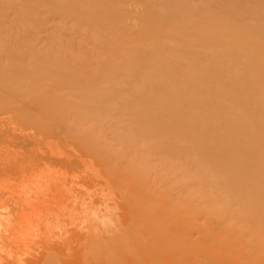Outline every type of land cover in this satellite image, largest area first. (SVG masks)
<instances>
[{
    "label": "rangeland",
    "instance_id": "374dc122",
    "mask_svg": "<svg viewBox=\"0 0 264 264\" xmlns=\"http://www.w3.org/2000/svg\"><path fill=\"white\" fill-rule=\"evenodd\" d=\"M179 1L183 2L182 3L183 5H181V2H179V4L181 5L180 6V8H181L180 11H179L178 6L175 5L174 0H170V1L169 0H0V51H2V52H0V54L3 55V53H4V55L2 56V57H4V59L0 57V98L2 96H4V98L7 97V96H5L7 94H8V97H10L9 96L10 94L8 92H10V91L12 92L15 89L16 90L14 92H16L18 90L17 88H19V91L21 90V88L22 89L24 88L26 92H29L28 95L30 94L29 96H27V93H25L26 94L25 98H27V100L24 97H21L22 100L23 99L26 100L25 103H22L23 101L22 100L20 101L19 98H15L16 103L14 101H12L15 104L13 103V105H10V103L7 104V103L3 102L5 104L0 105V107H15V106H17V107H21L23 109H27V108L33 109L32 107L36 105V103L33 105V102H34L33 99H35L38 96L40 101H41L42 98L45 101L42 99L44 103L41 102L42 103L41 104V103H39V100H38L39 104H37V106L39 107V109L37 108L36 110H34V111L32 110L33 112L32 111L31 112L34 113V115L36 116V115L40 114L39 112L42 111L43 114L46 113L45 117H47V116L49 117L50 115L52 116V114L55 113L54 115L57 117L55 121H54L55 116L49 117V118H51L49 124L52 123L53 121H54V123H56V124L52 123L50 125H48V123H47L49 118L48 117H47L48 119L46 118L47 121L44 118V121H46L45 125H46V123L48 125V126L46 125V128H48V130L45 127H42V129L40 127L38 129V127L34 128L30 124H29V127H27L28 123H25V124L19 123L21 120L19 118H17V116L14 118L15 115L13 116L12 113H9L7 111H4V110L0 109V169H1L0 170V194L2 195L0 197H4V196H6L8 194L11 195V197L9 196V198L5 199V197H4V199H2V200L0 199V216H1L0 217V227L2 228V229H0V238L4 240V237L5 238L9 237V235H10V238L11 237L15 238V239L11 238L12 239L11 243L12 242L13 243L12 244L9 243L10 245H8V244L4 245L5 248L1 246V241H0V246H1L0 249L2 250V251L0 250L1 251L0 252V259H4V260L7 259L9 261V263H11L12 261H13V263H15L14 262L15 260H13V259L19 258L21 256L23 258H25V257L28 258L29 256H32V255L36 254L37 252H42L43 253V252L47 251L46 254L48 256L45 257V258L49 259V261H50V258H48V257H51V254H49V249L47 247L43 248V246L41 247V245H40L42 243V237L41 236H46V235H54V236H56V235L59 236L60 235L61 236V232H64L66 229L71 228V226H72V228H73V226L76 227V229L78 228V230H80V231L83 230L81 233H83L84 231H85V233H87V232L89 233L90 230L91 231L92 230L93 231L96 230V231H98V233L100 231V233L103 232L104 234H107L106 233L107 231H110L112 228H114L116 226V221H117V223L119 221V224H120L121 220H119V219L121 217L125 216L126 213L129 211V209L132 206H134L133 203H132L133 205L131 203L128 204L129 202L127 203L124 200V196H123L124 194L127 195L129 193V190L131 189L130 186L132 187L133 183L134 184L136 183L137 185H135V186L133 185L134 187H132V190H130V193H129L130 195L128 194L130 197H132V196L134 197V195L136 194L135 192L143 190L146 187H147L146 189L148 190L149 186L152 188V187H154V185L155 186L160 185L161 187H159V186L158 187H154V188H158V189H156L157 191L159 190V188H162V187H163L164 190H165V188L168 189V187H170V185L172 186L171 183H172L173 180L170 181L171 179H174V181L176 179H178L179 182L182 181V182H180L182 184H184V182H186V184H184L183 187H185V185H186L187 188L185 187L184 191H183V189H180V188H182V185L180 183L176 182L181 187L178 189L177 187H179V185L174 184V188L176 186L177 187L174 189V191H173V188H172L173 186L171 187L172 188V195L170 196V198H172L173 196H176L175 194L178 193V192H179L178 194H180V192L182 191L183 193L181 192V194H183L185 196H181V197L184 199L185 202L182 201L183 200L182 199V200H178V201H180L178 203H183L184 202V204H186V206L183 205L185 209L181 208V207H179V209L181 208V209H184V211H186V210H188V209H186V207H188V205H189L190 208L193 207V206L194 207L197 206L196 202L194 201V200H196L195 199L196 196L199 198V196H201L202 194L204 195V193H205V195L202 197L203 199L201 198L202 199L201 200L199 198L197 203L200 202L202 204L201 206H204L205 208H207L208 204L210 205V206L208 205L209 207H212V205H216V208H215L216 210L214 209V213L215 214L213 213V215H210V213H209L207 215V218H205V220H209V219L212 218V221L211 220L210 221H206V225H208L207 223L211 224L213 222V220H214V223L216 224V225L214 224L215 228L217 226V222L219 223L220 221H221L222 225L218 224L219 227L223 226L224 223H225V225L228 224V226H230L231 228H237V229L238 228L239 229L242 228V226L244 228L245 226L243 225V223L247 224L246 227L251 228L253 230H256L255 229V228H257L256 226L264 225V220L263 219H258V218H257L258 222L252 223V226L249 225V223L251 221H250V218H248V217H249V215L251 217L252 211H251L250 207L243 208L242 205H240V203L243 200V198H247L248 196H252L251 193L254 190L251 187L244 188L242 190V188L238 187L237 183L233 180L235 178L234 173L233 174L231 173V170L234 171L235 165H236V161H235L236 158H237V154L235 153L236 149L240 148V149H242L243 152H247L248 155L249 154L251 156L254 155V158L264 157V155H263L264 154V120H262L261 122H259V120H258L259 116H260V115H258V113L261 110V108L258 107V110H257L256 107H233L232 108V110L234 112L231 110V113L236 115V117L242 118L244 116H247V117H244V119L245 118L246 119L242 120L243 122L240 121L241 126L243 125L242 129L244 131L240 130L239 132H237V134L235 133L234 129L232 128V124H231L232 123L231 122L232 119L231 118L225 119V115L223 113V111L227 110L225 107H216L217 111L215 113L213 111V113H214L213 115L210 114L209 117L208 116H203V117H205L206 120H205V125L199 127L200 131H201L200 137H198V135L197 136L195 135V136H188V138L185 139V141L188 142V143H186V145H189V147L193 146V148L191 147L193 149L192 153H193L194 149H195V151L197 150L199 152L198 161H199L200 157L204 158V159L203 158L200 159V161L201 160L204 161L203 164H202V161H201V163L199 161V163L203 165V168L205 167L204 169H201L200 166H202V165L198 166L199 163L197 162V160L196 161L194 160V163L192 162V164H195L197 162L198 165H196V166L200 167V169H201V170L198 169V168L196 169V172L198 170H199L198 173L200 172L198 174V179L200 178L199 180L198 179H194L195 177L197 178V175L195 177L192 176V175L195 174V173H192V172H194V170L189 168V166H191V165H189V163H190V161H193V158H189L190 159L189 163H188L189 166L186 165V168L185 167L184 168L183 167H174L172 169V168H169V164H171L170 162L172 160H169L170 161L169 162L167 160L168 158H162L163 156H161V155L160 156H161L162 159L160 158V156L157 157L160 150L157 151L158 152L157 155L153 154V150L155 152V150L157 148L160 149V146L163 145V143H164V145L166 144L167 138H166V140H164V137H160L159 136L160 140L159 139H157V140L153 139L154 141L152 140L153 141L152 144H153V146H155V148L152 150L153 146H151L152 148H150V149L152 150V153L149 150L150 146H148V149H144V150H142V148H144V147H140L142 145L137 146L139 144L138 143L139 141H140V144H141V141L144 138H148L149 134L152 133L151 128H150V131L147 128L148 124L145 121H140V120H142L140 117L139 118L138 117H134L133 115L131 117H129V118L128 117L127 118L124 117L123 120H130L129 121L130 124L133 123L131 125L134 126L133 127L134 129L131 127V125L129 127V128H131V130L128 127H126V125H125V124H127V123H125L126 121L121 122L122 125L123 126L125 125L124 128L125 129L127 128V131L130 130L129 133L132 134L133 131H134V133H133V135H129L128 134V135H126L124 137V134H125L126 131L123 128V126L120 125L121 124L120 123L119 124L120 127H122L124 129V130H122V128H121V129L118 130V133L120 132V134L122 133V131L124 132V133L121 134V135H123V138L120 136L119 137L120 139L117 138V137H114V135H113L114 128L117 130L116 125H115L117 123H113V124L111 123L113 125L112 126L109 123L103 122L104 119L101 118V117H103L102 114H105L109 110L107 108L108 106H110V104L108 102L116 103L115 102L116 98H115V100H113L114 97H116V96H114V94L116 92L114 94L112 93L113 95L112 94H110V95L107 94L108 96H106L105 92L107 91V88L105 89V87L109 86L110 84H111L110 86H112V84H114L112 86V90H114L115 84L120 83L122 81H127L128 79L133 80V79L137 78L136 79L137 82H136V80H134V82H135L134 83V88L137 90V88H139V86H136L137 87L136 88L135 84L137 83V85H141V82L146 81L145 78L149 74L148 71L154 69V68L151 69V67H155V66H153V65H155V63L161 65L160 67L157 66L160 72H161V70H163V72H161L159 76H161L160 79L163 77L162 79L164 81H166L170 77V75L168 74V71L170 70V68H177V65H179L180 62H181L182 65H187L186 61H187L189 55L191 54V51H193L194 48H196L199 45V47L202 46V49L198 48V50L199 49L202 50V51L199 50L200 53H204L205 51L208 52V49L211 50L212 48L213 49L216 48V47H214L211 44L213 42L214 43L217 42V44H221L222 43V45H218V47H217V49H218L220 46H222V49L220 47V49L222 50V53H223V51L225 53L224 49H228L229 51H231V53L233 55V60H232L231 55H229L228 53H226L225 55L228 54L231 57L230 58L231 61L225 60V58L223 57L224 53H223L222 56H220V54H222L221 52H218L217 55H216L217 51L215 52L213 49L212 50L215 52V55L217 57L213 54L214 53L213 51L210 54H208L209 52L208 53L205 52V54H202L203 58H201L200 57L201 55H200L199 56L200 58L198 60L199 61H203V62H197V61H195V62L200 63V64L203 63V68H204L203 72L205 74L204 75L205 78L204 77H200L202 75V72H200V71L198 72L196 70L193 71L194 77L196 76L195 78L199 79V80H197V86L199 88L196 91H202L203 85H209V84L211 85L210 91L207 92V95H206V98H207L206 101L210 100V102L208 103L209 105H211L212 104L211 101L216 99V98L218 100H220V98H221V100H223V101H220V102L223 103V102L227 101L229 98L230 99L231 98L234 99L235 95H238V97H241L242 100L248 102V99L244 98V97L245 96L248 97L250 95V93H248L250 91V88H249V86H244V89H243L242 86L243 85H248V84H253L254 83L253 82L254 79L257 78L256 79L257 83H255V85H258V86L261 87L257 92L261 96L260 99L264 102V77H263L264 76L263 75L264 74V48H263L264 47V42H263L264 39L263 40H258V39H260L259 37H261V39L264 38L263 37L264 36V32L263 31L264 30H262V29L260 30L259 29L261 32H263V34L259 33V35H257L258 32H260L259 30H257V34L256 33L254 34V36L256 35L255 37L253 36L251 38L250 37L247 38V37L244 36V34L240 30H238V28H236L235 26L232 25L234 27L233 28L229 22L227 24L225 22V24H223V26L221 24H220V26L218 24L216 25V23L214 24V20H212L211 16H209V15H212L213 17H215V15H220V13H218L220 10H218V11L214 10V9L217 8V7L214 8L217 5L216 4L214 6V4H215L214 2H213V5L210 4V6H209L207 0H206L207 3L205 2V0L204 1L203 0L202 1L201 0H183V1L179 0ZM199 1H201V2H199ZM202 2L204 4H202ZM211 2H209V3H211ZM199 3H201V5H203V6H200ZM187 4L189 5V7L188 6L186 7ZM205 4L208 7H213L214 6L213 8L210 9V10H212V9L213 10L210 11L209 9H207V6ZM184 5H185V7H184ZM198 6H200L201 8L199 7L200 9H197ZM204 6H206V7H204ZM182 9L183 10L185 9V11H183ZM168 11L171 12V15H170V13ZM216 11H217L218 14L216 13ZM175 12H176V14H174L175 17L173 19L172 13H175ZM207 12L209 13L208 15H207ZM211 12H213V14H211ZM220 12H222V11H220ZM205 15L207 17L204 18ZM176 17H177V19H176ZM209 17H210V19H208ZM199 19L203 20V22H204V23H202L203 26L205 24L203 32H201L202 31L201 28L203 27V26H201L202 20H199ZM212 21H213V23H212ZM206 25H208V26H206ZM212 26H215V29ZM199 27H200L201 31H199ZM206 27H208V28H206ZM193 28H195V29H193ZM210 28L212 29V31H211ZM218 29H220V30H218ZM197 30L199 32H197ZM215 31H216V33H215ZM169 32L172 33V37H175V38L177 37L178 39H180L179 41H182L183 43H180L179 41L173 40V42L175 43V44L173 43V46L174 45L175 46H174V49L171 48V47H173V46H171L172 42L168 43V41L170 42V40H167V39H170V38L172 39V37L169 38V36L171 35ZM164 34H166V36L168 38L165 37ZM102 35H103V37L106 36V35L107 36H106V38H103V37L101 38L100 36H102ZM146 35L148 36V39L144 40ZM192 36H194V38ZM98 37L101 38L102 42H105L103 40L107 39V41L105 43H103V44L104 45H108L107 48L109 50H106L107 48L104 47L103 44H101L102 42H101L100 38H98ZM96 38H97V40L99 39V41L101 42L100 44L96 40ZM152 38H154V39H152ZM195 38H197V39H195ZM149 39H152L155 42L151 43V40H149ZM181 39H183V40H181ZM95 40L97 41V43H96ZM135 41H136L137 44L142 43L144 41H145V43H142V44H147L149 42H150V45L151 44L152 45L155 44V46H153V47L155 48L156 46H158V48L157 47L155 48V49H158V51H159V48H160V51H161L163 46H164L163 48L166 49V50H169V52L171 50L170 53H172V51L174 52V50H176L175 51L176 53L179 52L181 54L180 55L178 53V56H181L180 57V62L178 64L174 65V66H169V67H168V64H166L167 66H165V64L163 66V63H166V62H161L160 61V63H157L159 61H155V60H158L159 57H161L162 60L163 59L169 60V58H166L167 57L165 55L166 53L164 51H162V55L159 56V57H156L157 59H155L152 62L153 64L152 63L151 64H147L145 62V63H142L140 65V67L137 68V69L129 68L128 66H130V65H128L127 62L130 61V58H131L130 56L132 55V57H133L135 55V53H137V52H135V50L137 48H139V46H140V50L142 49V45H139V46L137 45V48H135L136 47ZM147 41H149V42H147ZM254 41H255V43H254ZM156 43H157V45H156ZM163 44H165V45H163ZM169 44H170V46H167ZM214 45L217 46L216 44H214ZM205 46H207V47L211 46V47H208V49H207ZM143 47H144V49L147 47L146 48L147 50L143 51L144 50L143 49L142 51H140L139 49H137L138 52L140 51V53L139 54L137 53V54H138V56L144 54L147 57V55H148V53L150 51V50L148 51V49H149L148 48V44H147V46L143 45ZM149 47H152V46H149ZM238 47H240L241 49L238 48ZM101 48H103L104 51L106 50V52H104ZM104 48H106V49H104ZM152 48H150V49H152ZM110 49H113V52L111 50L112 53H110ZM234 49L236 51H238V52L232 51ZM242 49H244V51ZM31 50L34 52V56H33V53H30L32 55L28 54L29 52H32ZM188 50H189V52H188ZM5 51H8L9 53L11 52V55L9 54L8 57H7L8 52L5 53ZM54 52H57V53L54 54ZM69 52H71V54H68L69 56L70 55L72 56V53L75 54V53H79L80 52V54L81 53L83 54L82 57L80 56V54H78V58L76 57L75 60L71 58L73 61L72 62L70 61V62L73 64V67L69 66V65H72V64H70L69 61H67L70 58H65V55H67V53H69ZM108 52H109V54H107ZM144 52H146V53H144ZM166 52H168V51H166ZM246 52H248V54H245ZM174 53H172V54H174ZM206 53H207V55H206ZM236 53H238V54H236ZM242 53L244 55H242ZM111 54H112V56H114V59H115V63H112L113 64L112 65L113 68H112L111 63H110V60L114 61L112 59L113 57L111 58V56H110ZM167 54L169 55V53H167ZM218 54H219V56H218ZM55 55L56 56L58 55L60 57H58V56L55 57ZM68 55H67V57H68ZM27 56H29L31 58L28 57L26 59ZM75 56H77V55H75ZM125 56H126V58H125ZM136 56H135V58H138V56L137 57ZM229 56H226V58L229 57ZM23 57H25L24 60H26V63H24L25 61L22 60ZM115 57L117 58V62L120 63L119 66H118V63H116V58ZM122 57H124L128 61L124 60V58L121 59ZM128 57H130V58L128 59ZM103 58H104V61L105 60L107 61L108 58H110V60H108V62L110 64L109 66H111V67H109V66L107 67L108 64L106 65V63L103 62ZM177 58H179V57H177ZM206 58H208V59L205 60ZM19 59L24 61L23 63H20L21 65L18 64V62H20V61H18ZM119 59H121L122 61L124 60V62L121 64L122 61L119 60ZM182 59H184L186 61H182ZM238 59L240 61H241V59H243V61L239 62ZM27 60H28V63H27ZM50 60H52V61H50ZM134 60H137V59H134ZM29 61H31L32 64L34 62H38L39 65L37 64L38 66L35 67V64H33L35 68L33 67V69H32V66H30ZM246 61H247V63H246ZM248 61L250 63H248ZM15 62H16V64H14ZM231 62H234V64L231 63ZM235 62L236 63L239 62V63H237V65H235L236 64ZM9 63H11L12 65L10 66ZM229 63L234 65L233 69L235 71L233 69L231 70L232 65L230 66ZM24 64L25 65H29V67L28 66L25 67ZM40 64L42 66L43 65L44 66L40 67ZM95 64H97V65L95 66ZM115 64L117 66H115ZM145 64H146V67H145ZM200 64L199 65L197 64V65L199 67H201ZM225 64L228 67L230 66L229 67L230 71H232L231 75H232V78H234L233 79V84L235 86L234 89H233V86H231V82L230 81H226L227 78L224 77L225 75H221L223 73L220 74V72H222V69L220 68L219 65H225ZM248 64L250 65L249 67H251L252 71L253 72L255 71L254 73H256V74L252 75V73L250 71L249 72L251 73V75L248 74V72L246 71L247 70L246 67H248ZM17 65L20 68V70H18ZM99 65H100V67H99ZM104 65H106V67L108 68V69L106 68L108 70L107 74L106 73L104 74V72L106 70L104 68ZM204 65H206V66H204ZM5 66L7 67L9 72H7V69L5 68ZM21 66L22 67L24 66V69H21ZM46 66H49L48 68H50L51 70L50 71L47 70ZM56 66H61V67H58L59 69H57ZM88 66L89 67L91 66L90 67L91 69ZM227 66H225V67H227ZM236 66H237L238 70H236V68H235ZM37 67H39V68H37ZM44 67L46 68L47 71H45ZM54 67L57 69L56 70L57 72H54L55 70L54 71L52 70V68L55 69ZM87 67H88V69H87ZM221 67L225 68L224 66H221ZM9 68H11V69H9ZM100 68L101 69L102 68L105 69L104 72H103V70L101 71ZM110 68H112V71H111ZM205 68H208L207 69L208 70L207 73H206V69ZM13 69H15V70H13ZM84 69L86 70V72L88 71L87 73L90 72V74H86L85 73V74H83V76L81 78V77H79V74L82 75V71H84ZM144 69L146 70L145 71L146 72L145 73L146 74L145 77H144V75H142V70H144ZM215 70L216 71L220 70V72H216ZM33 71H34V73H32ZM71 71H73V72L71 73ZM173 71L177 72L176 73V79L177 80H180V81H189L190 80L189 79L190 76H188L186 74V70L183 67L175 69ZM68 72H70V74H73L74 72H76L73 75L75 77H78V78L71 77ZM213 72H214V74H213ZM77 73H78V76L75 75ZM138 73H140L141 75L138 74ZM187 73L189 74L190 70H188ZM199 73H201V75ZM60 74H61V76H60ZM167 74H168V76H167ZM163 75L166 76V79H164L165 76H163ZM254 75H256V76H254ZM140 76L142 77V79L144 78L143 81H141L142 79H140L141 78ZM252 76L254 77L253 79H251ZM58 77H63V78H58ZM138 77H140V78H138ZM69 78L71 80H69ZM72 78L73 79L75 78V82H74V80H72ZM71 81H72V83L75 86L72 85ZM79 81L81 83H78ZM101 81L102 82L104 81L106 84L102 83ZM139 81H141L140 84L138 83ZM58 82H59V84H58ZM90 82H92V83L94 82L93 85ZM130 82L133 83V81H130ZM143 84L144 83H142V85ZM38 85H41L40 86L41 89L39 88ZM91 85H92V87H91L92 89H94V87H96V89H97V88H99V86L102 87V88L101 89L99 88L100 92H98L97 91L98 89L96 91H95V89L91 90V88H90ZM48 86H50V87L48 88ZM77 86H80V87H77ZM84 86L85 87L89 86V90H88V88H86L88 91L87 90H82L81 94H77V92L79 90H81L82 87L85 88ZM59 87H61V90H60ZM68 87L70 88L69 90H71V92H69V90L67 89ZM76 87H77V89H79V88H81V89L76 91L75 90ZM240 87H242L241 90H240ZM13 88H14V90H12ZM58 88H59V90H58ZM71 88H73L75 90V93L72 92L73 89H71ZM103 88L106 90V91H104V95H103V92H101V90ZM23 90H21V93L25 92ZM45 90H46V92L48 91L47 95L45 94L46 93ZM155 90H156V88H148V85L144 84L143 86H140V88L138 89L137 93H139L138 96L141 95V97H143L144 95H146V94H148L150 92H154ZM85 91H87V92H85ZM110 91L111 90L109 89L108 92H110ZM95 92L96 93L98 92L99 94H102V97L105 96L104 97L105 99H103L101 97V95H100L101 99H99L98 94H96ZM17 93H19V95L21 94L20 92H17ZM41 93L44 96L46 95L45 98H44V96L42 97ZM258 93H256V96H258ZM25 94H23V96ZM131 95H132V98H127V100H125L127 105L128 104L129 105L131 104V106L135 105L136 109L139 107L138 109H142V110H145V111L147 109L146 108L147 106L151 107L150 105H145L144 102H143V99L141 97H138V98H141L142 100L141 99L136 100L137 98H134V95H135L134 92ZM178 95L179 96H176V98H180L181 101H180V103H178L177 100H176L173 103V107H177L178 106L179 109L177 108L174 111H172V113L174 115L172 113L171 114L173 116H175V117L177 116L178 118H180V117L184 118V120L186 122H190V119L187 118V115H190V114H193V113H197L199 111H198L197 108L193 107L197 112L193 108H191L192 105L190 106V101H189L190 99H189L188 96L184 95L183 93L178 94ZM20 96H22V95H20ZM20 96H18V94H17V97H20ZM28 97H30L31 99L28 98ZM106 97H107L108 100L106 99ZM7 98H5V99H7ZM36 99H38V98H36ZM101 100H103V101L101 102ZM4 101H6V100H4ZM19 101H20V103H19ZM27 101H29V103ZM31 101H32V104L30 103ZM36 101L37 100H35V102ZM262 101H261V103H263ZM127 102H129V103H127ZM107 103H108V105H106ZM179 104H180V106H179ZM182 104L185 105V106H183ZM187 104L189 106L188 107L189 109L186 108ZM104 105H105V107H104ZM174 105H176V106H174ZM248 106H250V105H248ZM58 107H60V108H58ZM67 107H68V111H66ZM78 107H80V111L81 112L79 111ZM153 107H157V105H154ZM171 107H172V105H171ZM76 108L78 109L77 111L75 110ZM82 108H83V110H81ZM60 109L62 111L66 109L63 112L64 113L69 112L70 115H72L71 112H73V115H72L73 118L74 117L76 118V116L77 117L80 116V119L78 121H76V119L73 120L71 116H69V115L65 116V114L62 111H60ZM153 109H152V111H153ZM262 109H264V107H262ZM94 110L97 111L98 115H97L96 111H94ZM156 110L154 109V111H155V112L153 111L154 113L151 112V111H149V112H151L150 114L153 113L154 115L157 112V114L154 116V117L157 118L156 121L158 120V122H160V121L164 120V117H162V116H164L163 113L160 112V110H158V109H156ZM52 111H53V113H52ZM74 111H75V113H74ZM86 111H87V113H86ZM93 111L95 113H93ZM76 112H78V113H76ZM90 112L93 113V116H95V115L99 116L98 118L96 116L95 117L98 120L99 119L100 120H99V122L98 121L95 122L97 119L92 116L95 119V121L92 120V121L88 122L89 121L88 120V121H86L87 123L84 122V124H85L84 125L83 121L88 119V117L90 116L89 115ZM79 113H82V114H79ZM146 113H148V112L146 111ZM48 114H50V115H48ZM62 114H63L64 117L62 116ZM74 114H75V116H74ZM76 114H78V115H76ZM86 114L89 115V116H87ZM84 115H86L85 116L86 119L82 121L81 119H83ZM11 116H13V117H11ZM67 116H69V118L72 119L69 124H68V122H66L67 120L64 121L65 119H68ZM92 117H89V118H92ZM206 117H208V118H206ZM255 117L257 118V121L259 122V124L258 123L256 124L257 126L259 125L258 126L259 132L257 133L258 136L256 137L257 139H254V135L251 134L253 132L252 129L254 130V128L256 127V126L252 127V125H251L254 122L253 120H255ZM59 118L60 119L62 118L63 121H60ZM158 118H160V119H158ZM187 119H189V120H187ZM249 119H250V121H252L251 124H250V121H248ZM9 120H11V122ZM18 120H20V121H18ZM80 120L82 122L81 124L84 125V126H82L81 124H78V125H80L79 127L82 128L81 129L82 131H83V128L87 129V127H88V130L84 129V133H81L82 131L79 128V130L81 131L80 134L82 135L80 137L84 138V140H85V137L87 136L86 137V141H85L86 145L83 144V147L87 146V148H86L87 150L86 151L85 150H81L82 147H80L79 144H77L76 142H74V141H72V140H70L69 138L66 137L68 135L66 134L67 131H66L65 128H67V126L70 125L71 123L73 124V125L71 124L73 126V128H75L74 124L75 123H79ZM68 121H69V119H68ZM72 121H74V122H72ZM228 121L230 123H228ZM244 121H245V123H244ZM137 122H139V123H137ZM213 122H215V123H213ZM135 123H137L136 124L137 126L134 125ZM66 124H67V126L65 127ZM71 125L68 126V130L69 131H70L69 127L72 128ZM60 126H61V128H59ZM127 126H129V125H127ZM111 127H112L113 130L110 129ZM251 127H252V129H251ZM11 128H13V131H12ZM246 128H248V130H245ZM139 129L142 132H138ZM258 129H255V130H258ZM69 131L67 132L68 134H69ZM233 131H234V133H233ZM246 131H247V133H246ZM77 132L79 133V131H77ZM88 132H91V134L88 133ZM95 132H97V133H95ZM145 132H148V133H145ZM85 133L87 135H84ZM111 133H112L113 136L110 135ZM80 134H78L76 136L79 137ZM88 134H89V136H88ZM126 134H127V132H126ZM143 134H144L145 137L143 136ZM147 134H148V136H147ZM137 135H138V137H137ZM247 135H251V136H247ZM98 136H99L100 139L102 137L101 140L103 141V139H104V141L102 142L99 138H97L98 140H96V137H98ZM127 136L129 138H130V136H133V137L135 136L137 138L142 137V138L138 139V142H137L136 139H135V141L133 139L127 140V138H128ZM233 137H234V139H233ZM82 138H78V139H82ZM116 138H117L118 141L116 140ZM181 138L182 137L178 136V137H176L174 139L175 142L172 141L171 144H173L172 146L174 147V149H176L177 145L179 144V143L176 142V139L180 142ZM122 139L123 140L125 139L126 141L125 140L122 141ZM150 139H152V138L150 137L149 139H146V141L148 142ZM84 140L82 139L81 141L80 140L79 141L80 142H82V141L84 142ZM87 140H90V144H88L89 141H87ZM155 140H156V142H155ZM258 140H259V142H258ZM35 141H37V143ZM43 141H44V143H43ZM52 141H53V143H52ZM57 141H58V143H57ZM129 141H131V142L134 141L135 145H136V142H137L136 149H138L139 152H138V150L133 151V150H131L132 148H129L130 146H132L131 145L132 143H130L129 147L126 148V145H127V143L129 144ZM159 141H162L163 143H161ZM21 142L22 143L25 142V145L22 144ZM97 142L100 143V144H98ZM142 142H144L143 145L145 143L148 144L145 141H142ZM154 142H155V144H154ZM96 143H97V148L99 147V150L102 151L103 154L99 150H98V152L95 151L96 147H94V146H95ZM204 143H207L208 145H212V146L214 145L213 147H216V150L219 151L221 159L224 158V160L226 162H228V164H227V165H229L228 172L225 169L222 170V167H220L221 165L218 166L219 164H222L221 163L222 161L221 162L219 161L220 163H216L218 160L213 159V157L216 154L215 150H214V152H212L209 155V156H211V158L210 157L207 158V156H205L206 154H204V153L206 151L204 152ZM14 144L17 145V146H18V144H21V145H24V146L20 145L19 147H17ZM104 144H105V147H104ZM146 144L144 145L145 148H147ZM261 144H263V148L261 147ZM91 145H92V147H94L93 148L94 149L93 150L94 153L95 152L99 153V154L101 153L100 155L97 154V159H96V156H95L96 154L95 155H93L94 153L92 154ZM101 145L104 148L101 147ZM148 145H150V144H148ZM8 147H10V148H8ZM20 147H22V148L24 147L23 150ZM258 147H261V148H258ZM18 148L21 149V150H19ZM102 148H103V150H101ZM122 148L129 149V150H124ZM134 148H135V146H134ZM170 148H171V146H170ZM191 148H189V149H191ZM259 149H261V150H259ZM262 149H263V152H262ZM24 150L26 152H24ZM73 150H75V152ZM200 150H202V151H200ZM76 151L78 153H82V154H83L84 151L85 152L88 151V154L91 157L93 156V158L95 156V159L92 160V158L90 156L84 155L86 153L83 154L84 158H83V155H81L82 158L78 157L79 155L77 154V156H76V153H77ZM142 151H144V152H142ZM70 152L73 153V154H71ZM104 152H105V154H104ZM108 152H109V154H108ZM135 152H136V154H135ZM115 153H116V155H115ZM239 153H240V151H239ZM23 154L24 155L28 154L30 157L27 156L28 157L27 158L26 155L24 156ZM120 154H121V156H119ZM71 155H72V157H71ZM75 156L78 157V159L75 158ZM55 158L58 159V161ZM65 158L68 159V160H66ZM127 158H129V160ZM153 158H154V160H153ZM20 159H22V160H20ZM29 159L32 161V162H30L31 166L28 164L29 163V161H28ZM82 159H84V161ZM101 159H102V162H101ZM163 159H165L166 161L163 160ZM173 159L175 160V158H173ZM252 159H253L252 157L249 159V158H247V156H244L242 158V163L241 164L245 165V167L247 168L248 175L250 173L254 174V176H256V175L259 176L260 175L258 177V179L260 178L259 180H261L263 182L264 181V175H263L264 171H262V170L260 171V169L258 168V166H260L259 163H257L256 161H254ZM96 160H97V162L99 164L96 163ZM205 160H206V162H205ZM26 161H27V164L29 166L26 164ZM17 162L18 163L21 162V163L18 164ZM173 162H175V161H173ZM10 164H11V166H10ZM23 164H25V165H23ZM14 165H15V168H14ZM71 165H72V167H71ZM4 166H7L8 169L6 167H4ZM26 166H28V167L26 168ZM196 166L194 165L193 168L195 169ZM29 167H31V168H29ZM255 167H257L258 169L257 168L255 169ZM5 168H6V171H5ZM16 168H17V170H16ZM143 168H144V170H143ZM11 169H13V170H11ZM20 169H21V172L24 173L23 175H22L21 172H19ZM131 169H133V170H131ZM206 169H208V170H206ZM9 170H11V171L8 172ZM171 170L172 171L174 170V171L172 172ZM202 170H203L202 174L204 173L203 175L201 174ZM134 171H135V175L133 174ZM188 171H190L191 173L190 172L188 173ZM256 172H257V174H256ZM18 173H19V175H18ZM215 173H217V176L219 178L216 176ZM210 175L211 176L214 175V176L211 177ZM136 176H139L138 180L136 179L137 178ZM169 176H170V178H169ZM201 176H203V177H201ZM208 176H209V178L207 180ZM257 176H256V179H257ZM134 177H135L136 182L133 181V179H132ZM210 177L212 179L213 178H215V179L218 178L219 180L218 179L217 180H215V179L212 180ZM124 179L126 181H128V180L130 181V179H132L131 181H133V183L130 182L131 184L129 186H127L128 182L124 183ZM191 180L193 181V183L190 182ZM168 181H170L169 184H168ZM213 181H214V183H213ZM226 181H227V183H226ZM220 182H221V184H220ZM118 183L126 184V186L130 188V189L128 188L129 189L128 193H124L127 190V187H124V188H126V190L122 189L121 191H119L121 188H118L117 185H120ZM224 183H225V188H224ZM68 184H69V186H68ZM124 184L123 185L121 184L122 187L125 186ZM121 185L119 187H121ZM167 185H168V187H167ZM20 186H22V187H20ZM115 187L118 189L119 193H121V196L119 195L120 198L123 196V199L121 198V200H119L120 198H118V196H117V194H119L118 191L116 189H113ZM226 187H227V189H226ZM40 188L43 190V192H42V190H39ZM58 188H62V189L65 188L66 190L67 189L68 190L72 189L73 192L71 190H69V191H71L73 195L71 193H69V192H66V193L63 194V192H61V190H60V193H62L63 197H62V195L60 196V193L56 192L57 193V198H58L56 200L55 199L56 198L55 190L58 189ZM188 188H189V191H188ZM163 189H161V190L163 191ZM176 189H178V190H176ZM186 189H187L188 192L186 191ZM222 189L224 190L223 192H221ZM66 190H62V191L65 192ZM123 190H125V191L123 192ZM133 190H134V192H133ZM191 190H192L193 193L191 192ZM195 190H198L196 192H199L201 195L198 196V194L195 192ZM226 190H228V193L225 192ZM67 193H69L71 196L69 194L65 195ZM122 193H123V195H122ZM103 194L104 195L106 194V195L104 196ZM161 194L162 193H160V196L158 195L159 199H157L158 196L154 199L155 201H152L153 199H150V197L142 199L139 196L141 200H140L138 205H142V206L144 205V208H145V207L150 206L149 204H152V203L155 202L154 206L155 207H160L162 209V211H163L165 209L166 210L170 209V208H168V206L173 207L174 206L173 204H175L177 202L176 201L174 203L173 200H172L173 198L170 201L169 198L163 197ZM214 195H216V196H214ZM239 195H241V196H239ZM59 196L62 197V198L59 199ZM90 198H92L94 200L98 198L99 200L103 201L102 204L104 205L105 208L107 207L106 209H104L105 211L102 209L103 207L101 206V204H98V203L101 202V201L99 202L98 200H97L98 202L95 201V203L100 205L101 209H98L99 206L95 205V203L93 205V206H95V208L93 207V209H95V211L98 212V213L94 212V210H91L88 207H87V209H85L86 206H82V204H83V202L85 203L88 199L89 200H88L86 205L89 206V207H92L91 204H90V202H92L91 201L92 199H90ZM115 198H117L118 200L116 201ZM235 198L239 199V200H235ZM85 199H87V200H85ZM82 200H83V202H82ZM123 200L126 202V204L128 206L125 204V202H123ZM132 200H131V202H132ZM53 201H54V203H53ZM217 201H218V204H217ZM105 202H106V204L107 203H109V204L106 205ZM112 202H114L116 204L118 202H122L121 203L122 205L119 204L118 206L114 207V204ZM56 203L58 205H56ZM189 203L192 204V205H193V203H195L196 205L194 204L192 206ZM225 203L228 204V205L230 204L228 206V209L231 206L230 210L232 212H234L235 214H233L231 212H230L231 214L227 213L228 211H226V209H223V208L219 210V208H221L222 206L225 207V205H226ZM146 204H148V206H145ZM219 204L220 205L222 204V206L220 207ZM109 205L112 208H110V207L108 208ZM166 205H167L168 209L166 208ZM57 206L59 208L61 206V209H65V211L62 210V213L64 212V217L65 218L64 217L63 218L66 221H64V219L61 218L63 221H59V223H58L60 215H61V217L63 215L60 213L61 209H60L59 212L57 211V209H59V208L55 209V207H57ZM78 206L79 207L81 206L83 208L85 207L84 209H85L86 212H83V213L81 212L82 214L80 213V211L78 212V209H79ZM96 206H98V207L96 208ZM181 206H182V204H181ZM46 207L48 208V210L46 209ZM209 207L207 209H209V212H212L211 211L212 208L210 209ZM67 208L68 209L70 208V209L68 210ZM225 208H227V205H226ZM43 209L45 210V213H44ZM49 209L56 210V212H58L60 215L58 213H56V212L55 213L58 214V215L57 216L54 215V212L51 213ZM88 209H90V212H93V213L88 212L87 211ZM127 209H128V211L126 212ZM141 209H142V207H141ZM173 209H174V207L172 208V210ZM192 209H191V211H192ZM241 209H242V211H241ZM248 209H250V210H248ZM223 210H224V213H226V214L223 213ZM246 210H248V211H246ZM47 211H49L51 215H47L46 214ZM106 211H108V212H106ZM69 212H71V213L68 214L69 216H67V213H69ZM77 213H79V214H77ZM94 213H95V215H94ZM109 213H110V215H109ZM192 213H194V212H192ZM236 213H239L240 215H238ZM65 214H66L67 217L65 216ZM227 214H229V216L231 215L233 217L234 216H236V217L232 219L231 217H228ZM17 215H19V216H17ZM224 215H226L227 218H229V220L226 219V216L224 217ZM9 216L11 217L10 220H9L10 226H9L8 222H5L7 220V218H9ZM35 216H36V218H35ZM37 216H39V217H37ZM51 216H53V219H50V218H52ZM54 216H55V219H54ZM3 217H4V219H3ZM56 217L57 218L59 217V218L56 219ZM215 218L217 220L218 219L219 220L216 221ZM253 218H255V217H253ZM165 219L169 222V220L167 218H165ZM234 220L236 222L237 221L239 222L237 225L235 224L236 227L234 225V223H236ZM261 220H263V221H261ZM201 221H203V220H200V222ZM222 221H224V222H222ZM229 221L232 222V223H229ZM233 221H234V223H233ZM87 222L89 224H87ZM137 222H138V225H139L140 221H137ZM137 222H133L131 224V227L132 228H136L138 225L136 226V224H134V223H137ZM168 222H164V223H168ZM173 222H174V220H173ZM5 223H8L7 224L8 228L5 225ZM141 223H140V225H141ZM3 224L6 226V230L3 227ZM34 224H35L36 227L34 226ZM81 224H84V225H81ZM119 224H117V226ZM232 224H233V226H231ZM45 225H46V229L48 231L45 229ZM86 225H88V226L85 227ZM89 225L92 227V229H91V227ZM214 225L212 226V224H211V226L213 228H214ZM211 226L209 225V227H207V228L205 226V230H206V233H205V230H204L205 234L210 233V231L213 230V228ZM31 227H34V229H32ZM79 227H80V229H79ZM246 227H245V229H246ZM13 228H15V230ZM35 228H36V230H35ZM189 228H192V226H190V227L188 226L187 228L184 229V231L188 230V232H189L191 237L195 236L197 238V234L196 233H192L191 234V232H192L191 230H193V229L189 230ZM193 228L195 230V227H193ZM172 229H173V227H172ZM13 230H14V232H11ZM25 230H27V231H25ZM87 230H89V231H87ZM171 230H169V231H171ZM174 230H175V228H174ZM36 231H39V232L35 233ZM169 231H167V235H165V236L169 235L168 234ZM176 231H177V228L174 231V233H176V235H177V233H179V232H176ZM178 231H179V228H178ZM184 231L182 230V231H180V233L182 234V233H184ZM27 232H28V234H27ZM33 232L36 235L33 234ZM41 232L42 233L44 232L43 235H42ZM148 232L149 231L145 230V234H144L145 237L143 235H142L143 237H141V236L140 237L143 238V240H145V238H147L146 236L148 235L147 234ZM125 233H127V232H125ZM172 233L173 232L171 231V234ZM258 233L259 232H256L255 234H253V235L250 234V235H251L252 238H256ZM205 234H203V235H205ZM14 235H17L18 237H21V236L22 237L18 238V237L14 236ZM19 235H21V236H19ZM176 235H175L174 239L176 238L175 240L176 241L179 240V242H180L182 235H180L179 238H178L179 235L178 236H176ZM24 236H26V237H24ZM125 236L129 237V239L127 237H126V239L130 240V241H127L124 238ZM165 236H164V240L167 241L168 238L165 237ZM38 237H39V239H38ZM122 237L126 241L125 243H124ZM122 237L120 239H122L123 243H119L118 242L119 246H118V244L114 243V246L112 245V247H110L111 244L113 243V242L110 243L111 242L110 241L108 243V244H110V246H108V244H106V245L103 246L104 248L101 247V245H99V246L97 245V247H99L98 250L103 251L102 248L105 249V246L106 247L108 246L106 248V250L110 247L109 250H111V252L114 250L115 247L120 249L123 252H125L128 249L127 250V252H128V251L132 250V247H135L134 243H136V241H137L136 239L141 240L140 237H139L140 238L139 239V238H136V237L133 236V238H134V241H133V239L130 238V236H128L127 234L126 235H122ZM170 237H169V239H170ZM172 237H171V239H173ZM207 237H208V242H207V240L205 238L204 239L208 243V246H206V245L204 246V253H202V254L203 255L204 254L207 255L208 253H210L212 251H217V250L220 251L221 248H220L219 245H222L223 243L219 239H214L213 236H212V238H213L212 239L213 243H212V241L209 240L210 237L208 235H207ZM165 238H167V239H165ZM257 238H259V236ZM17 239H19V240H17ZM175 240H173V242ZM131 241H133L134 243H132ZM163 241L162 242L160 241V242L162 244L163 243L165 244V241L164 242ZM168 241H169L170 244L172 243V241H170V240H168ZM176 241L173 243L174 245L176 244ZM160 242H158V243L161 244ZM164 244L161 246V247H164V248H161L160 246L157 247V251L158 252L157 251L156 252H157V254L159 253L161 256H164L163 254H165V253H163L162 251H164L165 248H166L167 251H169L167 248L172 250V245L173 244H171V246H170L171 248L166 245L167 242L165 244L166 247H165ZM216 244H218V245H216ZM225 244H226V246L229 247L230 250H228V251L229 252L231 251L230 253H226V252H228L227 251L228 248L226 249ZM239 244H244V245H247V246H243L242 245L243 247L241 246V248H240V247H237V246H239ZM94 245L96 247L95 243L93 244V246ZM210 245L212 246L213 250L211 249ZM233 245L234 244H231V242H226L223 245L225 248L223 249V246H221V247H222V250H226V251H223V253L225 252L224 254H226V256H229V258L233 259L234 262H235V260H237L238 256H239V258H241L240 256L243 255L244 249H246V251H247L246 253H250V252H248V250L252 249V247H250L248 244H245L243 242H239L238 244H236L235 246L237 248L235 246H233ZM258 245H259V243L255 245V248L253 247L254 250L252 249V252L255 253V254L250 253L249 256L250 255L251 256L255 255L257 257H260V256H262L264 254V250H263L264 247H262V245L261 246L259 245V247H257ZM6 246L7 247L9 246L8 249H7ZM93 246H91V247H93ZM217 246H219V247H217ZM95 247L93 249H95ZM159 247H160V249H159ZM177 247H178V244H177V246L175 245V248H177ZM205 247H206V250H205ZM207 247H208L209 252L207 251ZM213 247H217V248L214 249ZM230 247H232V248H230ZM233 247H234V249L236 248L235 249L236 251H234V252H233V250H234ZM248 247H250L251 249L248 248ZM175 248L173 250H175ZM238 248H239V250L237 251ZM201 252H203V249L201 250ZM201 252L198 251V253H200V254H201ZM232 252H233V254H232ZM198 253L196 255H199ZM234 253H235V256H237V258H235V259L232 258ZM46 254H45V256H46ZM211 254L212 253L208 254L207 256L204 255L205 259L203 258L204 256L202 257V255H201V257L203 258V261L204 260H206L207 262L208 261L209 262L213 261L214 259L211 260V258L209 257ZM230 254H232V255H230ZM53 256H54V254L52 255V257ZM59 256H63V255L58 254L57 257L54 256L56 259L52 260V261L55 262L57 260V258H61ZM207 257L210 258V259H207ZM52 261H51V263H52ZM211 263L213 264L214 261L211 262ZM211 263H209V264H211ZM47 264H48V261H47Z\"/></svg>",
    "mask_w": 264,
    "mask_h": 264
},
{
    "label": "bare ground",
    "instance_id": "6f19581e",
    "mask_svg": "<svg viewBox=\"0 0 264 264\" xmlns=\"http://www.w3.org/2000/svg\"><path fill=\"white\" fill-rule=\"evenodd\" d=\"M170 1V0H169ZM183 1V0H182ZM202 1V0H201ZM201 1H199V2H201ZM204 1V0H203ZM212 1V2H211ZM173 2V1H172ZM174 2H175V5L176 6H178V8H179V11H180V6L181 5H183L182 3L183 2H181V1H177V0H174ZM179 2H181V5L179 4ZM205 2H206V0H205ZM207 2H208V5L210 6V4H212L213 5V2L215 3L214 4V8H216V9H214V10H220V11H222V12H218V13H220V15H215V17H213L212 15H209V16H211V19L212 20H214V24L216 23V25L218 24L219 26H220V24L223 26V24H225V22H226V24L229 22L230 24H231V26L233 25V26H235L236 28H238V30H240L243 34H244V36L245 37H247V38H251V37H253L254 36V34L256 33L257 34V30H264V0H207ZM206 2V3H207ZM209 2H211V3H209ZM198 4V3H197ZM200 4V6H203V5H201V3H199ZM202 4H204L203 2H202ZM174 5V6H175ZM195 5V4H194ZM206 5V4H205ZM211 5V6H212ZM173 6V5H172ZM175 6V7H176ZM189 7V5L187 4L186 5V7ZM200 6H198L197 7V9H200L201 7ZM207 6V5H206ZM206 6H204V7H206ZM174 7V8H175ZM184 7H185V5H184ZM196 7V6H195ZM200 7V8H199ZM213 7H208L207 6V9H211V8H213ZM203 8V7H202ZM176 10V9H175ZM178 10V9H177ZM183 10V9H182ZM213 10V9H212ZM212 10H210V11H212ZM183 11H185V9L183 10ZM217 11H216V13H217ZM169 12V11H168ZM182 12V11H181ZM194 12V11H193ZM170 13V15H171V12H169ZM217 13V14H218ZM174 14H176V12L175 13H172V15H173V19H174ZM201 14V13H200ZM199 14V15H200ZM206 14V13H205ZM209 13L207 12V15H208ZM211 14H213V12H211ZM172 17V16H171ZM205 17H207L206 15L204 16V18ZM184 18V17H183ZM201 18V17H200ZM203 18V19H204ZM176 19H177V17H176ZM208 19H210V17L208 18ZM207 19V20H208ZM199 20H202V19H199ZM206 20V21H207ZM226 20V21H225ZM174 22V21H173ZM219 22V23H218ZM199 23V22H198ZM202 23H204L203 22V20H202V22H201V26H203L202 25ZM212 23H213V21H212ZM211 23V24H212ZM208 24V23H207ZM210 24V23H209ZM199 26V25H198ZM206 26H208V25H206ZM232 26V27H233ZM204 27H205V24H204V26L201 28L202 29V31H201V29H200V27H199V31H201V32H203V29H204ZM214 29H215V26H212ZM206 28H208V27H206ZM205 28V29H206ZM234 28V27H233ZM193 29H195V28H193ZM197 29V28H196ZM211 29V28H210ZM221 29V28H220ZM220 29H218V30H220ZM207 30V29H206ZM259 30V31H260ZM102 31V30H101ZM196 31V30H195ZM198 30H197V32H199ZM205 31V30H204ZM211 31H212V29H211ZM214 31V30H213ZM264 32V31H263ZM263 32H258V34L257 35H259V33H261V34H263ZM107 33V32H106ZM170 33V32H169ZM168 33V34H169ZM191 33V32H190ZM193 33V32H192ZM215 33H216V31H215ZM241 33V34H242ZM167 34V35H168ZM171 35L169 36V38L170 37H172V33H170ZM196 35V34H195ZM205 35V34H204ZM107 36V35H106ZM106 36H104L103 37V35L102 36H100L101 38L103 37V38H106ZM164 36L165 37H167L166 36V34H164ZM174 36V35H173ZM223 36V35H222ZM256 36V35H255ZM254 36V37H255ZM100 37H98V38H100ZM193 38H194V36H192ZM196 37V36H195ZM264 37V36H263ZM101 38H100V40H101ZM168 38V37H167ZM214 38V37H213ZM219 38V37H218ZM260 39H258V40H263L264 38H262L261 39V37H259ZM109 39V38H108ZM113 39V38H112ZM116 39V38H115ZM145 39H148V36L146 35V37L144 38V40ZM152 39H154V38H152ZM152 39H149V40H151V43H154L155 41H153ZM178 38L176 37H172V39L170 38V39H167V40H170V42L168 41V43H171L172 42V45L171 46H173V40H176V41H179L180 39H178ZM195 39H197V38H195ZM215 39V38H214ZM96 40H97V38H96ZM95 40V41H96ZM181 40H183V39H181ZM245 40V39H244ZM98 42H99V44L102 42V40H101V42L99 41V39L97 40ZM97 41H96V43H97ZM103 41H107V39L106 40H103ZM153 41V42H152ZM247 41V40H246ZM252 41V40H251ZM105 42H102L101 44H103V43H105ZM147 42H149V41H147ZM146 42V43H147ZM180 43H183L182 41H179ZM264 42V41H263ZM142 43H145V41L144 42H142ZM142 43H139V44H137L136 43V41H135V44H136V47L135 48H137V45L139 46V45H142V49L140 50V46H139V48H137V49H139L140 51H142L143 49H144V47H143V45L144 46H147V44H148V51H149V53H148V55H147V57H146V55H144L142 52V54L144 55H139L138 56V54L140 53V51L138 52L137 51V49L135 50V52H137V53H135V55L132 57V55L130 56V57H128V59L130 58V61L129 62H127L128 60L127 59H125L126 58V56H125V58L124 57H122L121 59H123L124 58V60H127L126 62L128 63V65H130V66H128L129 68H134V69H137V68H139L140 67V65L142 64V63H147V64H151L155 59H157L156 57H159V56H161L162 55V51H164L166 54V58H169V60H166V59H163L162 60V58L161 57H159V59L158 60H155V61H159V62H157V63H160V61L161 62H166V63H163V66H164V64H165V66H167L166 64H168V67L169 66H174V65H176V64H178L179 62H180V57L181 56H178V53H176L175 51L176 50H174V52L172 51V53H174V54H172V53H170L171 52V50H170V52H169V50H166V49H164L163 47H162V50L160 51V48H159V51H158V49H155L156 47L158 48V46H156L155 48L153 47V46H155V44H151L150 45V42L149 43H147V44H142ZM167 43V44H168ZM221 43V42H220ZM250 43V42H249ZM254 43H255V41H254ZM257 43V42H256ZM260 43V42H259ZM258 43V44H259ZM262 43V42H261ZM175 44V43H174ZM214 47H216L215 49H213L215 52H216V55H217V53L218 52H221L222 53V46H220L221 47V49H220V47L217 49V47H218V45H222V43L221 44H217V42H213V43H211ZM214 44H216L217 46H215ZM253 44V43H252ZM156 45H157V43H156ZM162 45V44H161ZM160 45V46H161ZM163 45H165V44H163ZM209 45V44H208ZM211 45V46H212ZM226 45V44H225ZM230 45V44H229ZM101 46V45H100ZM103 46L104 47H108V45H104L103 44ZM149 46H152V47H149ZM167 46H170V44L169 45H167ZM166 46V47H167ZM175 46V45H174ZM174 46L173 47H171V48H173L174 49ZM201 46V45H200ZM211 46H208V47H211ZM227 46V45H226ZM207 49H208V47L207 46H205ZM256 47V46H255ZM106 48H104V49H106ZM147 48V47H146ZM144 49L143 51H146L147 49ZM150 48H152V49H150ZM170 48V47H169ZM198 48H201L202 49V46L201 47H199V45L196 47V48H194L193 49V51H191V54L189 55V57H188V59H187V61L186 60H184V59H182V61H186L187 63V65H182L181 64V62L179 63V65H177V68H170V70L168 71V74L170 75V77L166 80V81H164L162 78L160 79V77L161 76H159L160 75V73L161 72H163V70H161V72L159 71V69H158V67H160L161 65H159V64H156L155 63V65H153V66H155V67H151V69L152 68H154V69H152V70H147L148 71V75H147V77L145 78L146 79V81H143L144 80V78L142 79V77L140 78V77H138V78H140V79H142L141 81H143V82H141V81H139L138 83L140 84V82H141V85H137V83L135 84V87L136 86H139V88H140V86H143L144 84H146V85H148V88H156V90L154 91V92H150V93H148V94H146V95H144L143 97H141V95H139L138 96V94L139 93H137V91H138V89L139 88H137V90L134 88V80H136V79H133V80H131V79H128L127 81H122V82H120V83H117V84H115V86H114V90H112V86L114 85V84H112V86H110L109 84V86H107V87H105V89L107 88V91L104 89H102L101 90V92H103V95H104V91H106L105 92V95L106 96H108V95H110V94H114L115 92V94H114V96H116V97H114V99L113 100H115V98H116V103H110V102H108L109 104H110V106H106L109 110L105 113V114H102L103 115V117H101V118H103L104 120H103V122H106V123H109V124H113V123H117V124H115L116 125V128H117V130L114 128V130L112 129V127L110 128V129H112L113 130V135H114V137H117V138H119L120 136L123 138V135H121L122 133H124L123 131H122V133L120 134V132L118 133V130L119 129H121L122 127H120V125H122V123L121 122H124V121H126L125 123H127V124H125L126 125V127H130V125L131 124H133V123H131L130 124V120H123L124 119V117H131L132 115L134 116V117H140L142 120H140V121H145L147 124H148V126H147V128L149 129V131H150V128H151V131H152V133H150L149 134V136H148V134H147V136H148V138H144L142 141H145V142H147L146 141V139H149L150 137L152 138V139H150L147 143L148 144H150V145H148V144H146L147 145V148H145V144L143 145V143L144 142H142L141 141V144H140V141L138 142V139H140V138H142V137H140V138H137L138 137V135H137V137H133V136H130V138L128 137H126L127 138V140H131V139H133L134 141H135V139H136V141L139 143L138 145H137V142H136V145L137 146H140V145H142V146H140V147H144V148H142V150H144V149H148V146H150L149 147V150H150V152L152 153V150L155 148V146H153V144H152V142L154 141L153 139H159L160 137H164V140H166V138H167V142H166V144L164 145V143L162 142V141H159V142H161V143H163V145H161L160 146V149L159 148H157L156 150H155V152H154V150H153V154L154 155H157L158 154V150H160L159 151V154H158V156L157 157H159L160 155L161 156H163L162 158H168L167 160L169 161V160H172L170 163L171 164H169V168H174V167H185L186 168V165H188V163H189V158H193V161H190V163H189V165H191V166H189V168L190 169H193L194 170V172H192V173H195L194 175H192V176H196L197 175V178L195 177L194 179H198V174L200 173H198V171L196 172V169L198 168V169H200V167H201V169H204L203 168V162L204 161H202V164H200L201 163V161H200V159L201 158H203V157H200L199 158V161H200V163H199V161H198V156H199V152L196 150L195 151V149H194V151H193V153H192V148H193V146H191V147H189V145H186V143H188V142H186L185 141V139H187L188 138V136H197L198 135V137H200V133H201V131H200V128L199 127H201V126H204L205 125V117H203V116H210V114L211 115H213L216 111H217V108L216 107H225L227 110H225V111H223V113H224V115H225V119H229V118H231L232 120H231V124H232V128L234 129V131H235V133L237 134V132H239L240 130H242V131H244L243 129H242V126H241V123H240V121L241 122H243L242 120H245L244 119V117H247V116H244V117H242V118H238V117H236V115H234V114H232L231 113V110H232V108L233 107H256L257 108V110H258V107L259 108H261V110L259 111V113H258V115H260L259 116V122H261L262 120H264V109H262V107H264V102L260 99V95H259V93L257 92L261 87L260 86H258V85H255V83H257L256 82V79H254V83L253 84H248V85H243L242 87H243V89H244V86H249V88H250V91L248 92V93H250V95L247 97V96H245L244 98H247L248 99V102L247 101H244V100H242V98L241 97H238V95H235V97H234V99H228L227 101H225V102H220V101H223V100H221V98H220V100H218L217 98L216 99H214V100H212L211 102H212V104L211 105H209L208 103L210 102V100L209 101H206L207 100V98H206V95H207V92H209L210 91V87H211V85L209 84V85H203V87H202V91H196L199 87L197 86V80H199V79H196L195 77H194V75H193V71L194 70H196V71H200V72H202V75H201V73H199L201 76L200 77H204V68H203V63H197V62H203V61H199L198 59L201 57V58H203V56H202V54H205V52H207V51H205L204 53H200L199 52V50H198ZM225 48V47H224ZM234 48V47H233ZM238 48H240V47H238ZM245 48V47H244ZM264 48V47H263ZM102 50H103V48H101ZM155 49V50H154ZM164 49V50H163ZM210 50V49H208V54H210V53H212V51L213 50ZM217 49V50H216ZM241 49V48H240ZM34 50V49H33ZM106 50H109L108 48L106 49ZM106 50L104 51V52H106ZM111 50H112V52H113V49H110V53H112L111 52ZM159 52H157V51ZM168 51V52H166V51ZM205 50V49H204ZM203 50V51H204ZM221 50V51H220ZM225 50V53H224V51H223V53H224V55L226 54V53H228L229 55H231V57H232V60H233V55H232V53H231V51H229L228 49H224ZM243 51H244V49H242ZM32 51V50H31ZM154 51V52H153ZM200 51H202V50H200ZM213 51V52H214ZM232 51H236L235 49L234 50H232ZM240 51V50H239ZM0 52H2V51H0ZM6 52H8V51H5V53ZM36 52V51H35ZM163 52V53H164ZM188 52H189V50H188ZM187 52V53H188ZM215 52L213 53L214 55H215ZM236 52H238V51H236ZM242 52V51H241ZM30 53H33V56H34V52L32 51V52H29L28 54H30ZM57 52H54V54H56ZM75 53V52H74ZM144 53H146V52H144ZM158 53V54H157ZM167 53H169V55L171 56H169ZM185 53V52H184ZM207 53H206V55H207ZM223 53L222 54H220V56H222L223 55ZM11 55V52L9 53L8 52V54H7V57H8V55ZM68 54H71V52H69V53H67V55ZM78 54H80V52L79 53H75V54H73L72 53V56L70 55H68V57H67V55H65V58H72V59H74L75 60V58L77 57L78 58ZM104 54V53H103ZM107 54H109V52L107 53ZM180 54V53H179ZM219 54H218V56H219ZM223 55V57L225 58V60H227V61H231V57L229 56V55ZM236 54H238V53H236ZM235 54V55H236ZM245 54H248V52H246ZM1 55V54H0ZM3 55H4V53H3ZM3 55H1L0 57L1 58H3L4 59V57H2ZM27 55V54H26ZM30 55H32V54H30ZM75 55H77V56H75ZM138 56V58H135V56ZM181 55V54H180ZM184 55V54H183ZM201 55V56H200ZM215 55V56H216ZM234 55V56H235ZM240 55V54H239ZM242 55H244L243 53H242ZM263 55V54H262ZM58 56V55H57ZM56 55H55V57H57ZM74 56V57H73ZM80 56L82 57L83 56V54L81 53L80 54ZM106 56V55H105ZM111 56V58L114 60V61H112V60H110V58H108V60H110V63H111V66L113 65L112 63H115V59H114V56H112V54L110 55ZM109 56V57H110ZM136 56V57H137ZM200 56V57H199ZM212 56V55H211ZM226 56H229V57H227L226 58ZM21 57V56H20ZM29 56H27L26 57V59L28 58ZM58 57H60V56H58ZM108 57V56H107ZM117 57V56H116ZM115 57V58H116ZM177 57H179V58H177ZM205 57V56H204ZM217 57V56H216ZM236 57V56H235ZM238 57V56H237ZM24 58L25 57H23L22 58V60H24ZM29 58H31V57H29ZM51 58V57H50ZM53 58V57H52ZM133 58V59H132ZM161 58V59H160ZM215 58V57H214ZM230 60H229V59ZM243 58V57H242ZM2 59V60H3ZM70 59H66L67 61H69V63L70 64H72L71 62L73 61L72 59L70 60ZM121 59H119V60H121ZM132 59V60H131ZM134 59H137V60H134ZM208 58H206L205 60H207ZM235 59V58H234ZM1 60V61H2ZM21 59H19L18 61H20V62H18V64H20V63H23L24 61V63H26V60H24V61H22ZM30 60V59H29ZM102 60V59H101ZM108 60L106 61H104V58H103V62H105L106 63V65H107V67L110 65L109 64V62H108ZM124 60L121 62V64L124 62ZM239 60V59H238ZM237 60V61H238ZM247 60V59H246ZM33 61V60H32ZM50 61H52V60H50ZM66 61V62H67ZM71 61V62H70ZM139 61V62H138ZM195 61H197V62H195ZM241 61H243V59H241ZM240 60H239V62H241ZM108 62V63H107ZM168 62V63H167ZM239 62H237V63H239ZM27 63H28V60H27ZM29 63H30V66H32V69H33V67H34V65L33 64H35V67L36 66H38L39 65V63L38 62H34L33 64L31 63V61H29ZM58 63V62H57ZM116 63H118L117 62V58H116ZM231 63H233L234 64V62H231ZM231 63H229L230 64V66L232 65V68H231V70L234 68L233 66V64H231ZM236 63V62H235ZM237 63L235 64V65H237ZM246 63H247V61H246ZM248 63H250L249 61H248ZM8 64V63H7ZM10 64V66L12 65L11 63H9ZM14 64H16V62L14 63ZM38 64V65H37ZM100 64V63H99ZM119 64L120 63H118V66H119ZM153 64V63H152ZM162 64V63H161ZM200 64L201 65V67H199L198 65ZM227 64V63H226ZM219 65L220 66V68L222 69V72H220V70L219 71H216V72H220V74L221 73H223V74H221V75H225L224 77L225 78H227L226 79V81H230L231 82V86H233V89L235 88V86H234V84H233V79L234 78H232V71H230V66L228 67L227 65ZM21 65V64H20ZM97 64H95V66H96ZM101 65V64H100ZM100 65H99V67H100ZM106 65H104V68L106 69L107 67H106ZM9 66V65H8ZM24 66L26 67V66H28L29 67V65H25L24 64ZM24 66L22 67L21 66V69H24ZM44 66V65H43ZM41 64H40V67H43ZM69 66H72L73 67V64L72 65H69ZM111 66H109V67H111ZM115 66H117L116 64H115ZM121 66V65H120ZM143 66V65H142ZM152 66V65H151ZM158 66V67H157ZM204 66H206V65H204ZM221 66H227V67H225V68H223V67H221ZM250 65L248 64V67H249ZM27 67V68H28ZM34 67V68H35ZM49 66H46V68H47V70H51L50 68H48ZM57 67V69H59L58 67H61V66H56ZM89 67V66H88ZM88 67H87V69H88ZM91 67V66H90ZM89 67V68H90ZM145 67H146V64H145ZM181 67H183L185 70H186V74L188 75V76H190V80L189 81H180V80H177L176 79V71H173V70H175V69H178V68H181ZM208 67V66H207ZM246 67V71L248 72V74H250L251 75V73H252V75L253 74H256V73H254L253 71H252V69H251V67ZM5 68L7 69V67L5 66ZM13 68V67H12ZM17 68H18V70H20V68L18 67V65H17ZM37 68H39V67H37ZM45 68V67H44ZM46 68H45V71H47L46 70ZM55 68V67H54ZM112 68H113V66H112ZM112 68H110L111 69V71H112ZM212 68V67H211ZM236 68V70H238V68H237V66L235 67ZM3 69V68H2ZM5 69V70H6ZM9 69H11V68H9ZM43 69V68H42ZM56 68L55 69H53L52 68V70L54 71V72H57L56 70H57ZM91 69V68H90ZM93 69V68H92ZM95 69V68H94ZM99 69V68H98ZM105 69H101L100 68V70L102 71L103 70V72H104V70ZM108 69V68H107ZM105 70V72H104V74L106 73L107 74V71L108 70ZM206 69V73H207V69L208 68H205ZM13 70H15V69H13ZM188 70H190V73L188 74L187 72H188ZM234 70V69H233ZM243 70V69H242ZM37 71V70H36ZM44 71V72H45ZM91 71V70H90ZM146 70L144 69V70H142V75H144V77H145V72ZM173 71V72H172ZM235 71V70H234ZM251 73H250V72ZM7 72H9L8 71V69H7ZM73 71H71V73H72ZM77 72V71H76ZM76 72H74V73H76ZM88 72V71H87ZM86 72V70L84 69V71H82V75L81 74H79V77H81L82 78V76H83V74H90V72L89 73H87ZM167 72V71H166ZM210 72V71H209ZM231 72V73H230ZM241 72V71H240ZM258 72V71H257ZM3 73V72H2ZM32 73H34V71L32 72ZM36 73V72H35ZM69 73V75L71 76V77H75L73 74H70V72H68ZM81 73V72H80ZM92 73V72H91ZM144 73V74H143ZM165 73V72H164ZM234 73V72H233ZM238 73V72H237ZM41 74V73H40ZM67 74V73H66ZM95 74V73H94ZM138 74H140V73H138ZM168 74H167V76H168ZM213 74H214V72H213ZM73 75V76H72ZM75 75H77L78 76V73L77 74H75ZM81 75V76H80ZM112 75V74H111ZM110 75V76H111ZM141 75V74H140ZM210 75V74H209ZM264 75V74H263ZM2 76V75H1ZM60 76H61V74H60ZM63 76V75H62ZM163 76H165V75H163ZM207 76V75H206ZM235 76V75H234ZM254 76H256V75H254ZM105 77V76H104ZM208 77V76H207ZM264 77V76H263ZM58 78H63V77H58ZM66 78V77H65ZM75 78H78V77H75ZM75 78L73 79L72 78V80H74V82H75ZM205 78V77H204ZM254 77L252 76V78L251 79H253ZM260 78V77H259ZM35 79V78H34ZM92 79V78H91ZM164 79H166V76H165V78ZM67 80V79H66ZM69 80H71L70 78H69ZM129 81V82H128ZM130 81H133V83L132 82H130ZM63 82V81H62ZM102 82V81H101ZM136 82H137V80H136ZM146 82V83H145ZM71 83H72V81H71ZM78 83H81L80 81L78 82ZM90 83H92V82H90ZM94 83V82H93ZM93 83H92V85H93ZM102 83H104V84H106L104 81L102 82ZM142 83H144L143 85H142ZM237 83V82H236ZM58 84H59V82H58ZM72 85H74L73 83H72ZM92 85L90 86V88L92 87ZM39 86V88L41 89V85H38ZM43 86V85H42ZM47 86V85H46ZM75 86V85H74ZM81 86V85H80ZM80 86H77V87H80ZM83 86V85H82ZM30 87V86H29ZM50 86H48V88H49ZM77 87H76V91L77 90H79V89H81V88H79V89H77ZM85 87V86H84ZM109 87V88H108ZM242 87H240V90H241V88ZM15 88V87H14ZM14 88L12 89V90H14ZM26 88V87H25ZM47 88V87H46ZM47 88V89H48ZM60 88V90H61V87H59ZM59 88H58V90H59ZM63 88V87H62ZM75 88V87H74ZM86 88H88V90H89V86L87 87H85V88H83L82 87V89L81 90H79L78 92H77V94H81V91L82 90H87ZM99 88L101 89L102 87H100L99 86ZM99 88H97L96 89V87H94V89H95V91L97 90L98 92H100V89ZM217 88V87H216ZM18 90L16 91V92H14V91H10V92H8L10 95V97H8V94L7 95H5V96H7V97H5V98H7V99H5L4 98V96H2L1 98H0V105H3V104H5V103H10V105H13V103L15 102L16 103V101H15V98H19L20 99V101L22 100L21 99V97H24L25 98V96H26V94L25 93H27V96H29L28 95V93L29 92H26L25 91V89L23 90L22 88H21V90H23V91H25V92H23V93H21V90L19 91V88H17ZM53 89V88H52ZM68 90L70 89L69 87L67 88ZM71 89H73V88H71ZM94 89H92L91 88V90H94ZM109 89L111 90L110 92H108L109 91ZM74 90V89H73ZM72 90V92L73 93H75V90L73 91ZM87 90V91H88ZM238 90V89H237ZM87 91H85V92H87ZM114 91V92H113ZM235 91V90H234ZM246 91V90H245ZM17 92H20L21 94L20 95H22V96H20L19 95V93H17ZM39 92V91H38ZM45 92H46V90H45ZM69 92H71V90H69ZM84 92V91H83ZM96 93V94H98V96H99V99H101L100 98V95H101V97H102V94H99V93ZM135 93V95H134V98H137L136 100H138V99H143V102H144V104L145 105H150L151 107H149V106H147L145 109H146V111L148 112V113H146V111L145 110H142V109H136V107H135V105L134 106H131V104L129 105H127L126 104V102H125V100H127V98H132V93ZM240 92V91H239ZM247 92V91H246ZM12 93V94H11ZM47 93H48V91L45 93L46 95H47ZM50 93V92H49ZM181 93H183L184 95H186V96H188L189 97V101H190V106L192 105V107L191 108H197L198 109V111L199 112H197L194 108V110L197 112V113H193V114H190V115H187V118H189L190 119V122H186L185 120H184V118H182V117H180V118H178L177 116L175 117V116H173L174 114L172 113V111H174L175 109H179V107L177 106V107H173V103L177 100V102L178 103H180V101H181V99L180 98H176V96H179L178 94H181ZM256 93H258V96H256ZM17 94H18V96H20V97H17ZM23 94H25L24 96H23ZM42 94V93H41ZM108 94V95H107ZM112 94V95H113ZM38 95V94H37ZM45 95V96H46ZM129 95V96H128ZM209 95V94H208ZM44 95L42 94V97H43ZM45 96H44V98H45ZM50 96V95H49ZM213 96V95H212ZM105 96H103L102 98L103 99H105L104 98ZM138 97H141V98H138ZM28 98H30V97H28ZM35 98V97H34ZM36 98H38V99H36ZM35 99H33L34 100V102H33V105L36 103V105L35 106H33L32 108L33 109H29V108H27V109H23V108H21V107H17V106H15V107H0V109L1 110H4V111H7V112H9V113H12L13 114V116H14V118L17 116V118H19L20 120H18V121H20L19 123H22V124H25V123H28V125H27V127H29V124L30 125H32V127H38V129L41 127V129H42V127H45L46 128V125H47V123H48V125H50V124H52V123H54V121L56 120V116L54 115V114H52L53 113V111H52V116H55V118H54V121L52 122V123H50L49 124V122H50V119L51 118H49V117H52L50 114H48V115H50L48 118H49V120H48V122L46 123V125H45V122L47 121V117H45L46 116V113H44L43 114V112L41 111V112H39L40 114H38V115H34V113H32L34 110H36L37 108L39 109V107L37 106V104H39V103H44L43 102V100L41 99V101L39 100V97L37 96ZM48 98V97H47ZM113 98V97H112ZM183 98V97H182ZM209 98V97H208ZM243 98V99H244ZM6 100V101H4V100ZM26 100H27V98H25ZM25 99H23L22 101V103H25ZM31 99V98H30ZM106 99H107V97H106ZM141 99V100H142ZM35 100H37L36 102H35ZM38 100H39V103H38ZM108 100V99H107ZM112 100V101H113ZM134 100V99H133ZM12 101H14V102H12ZM20 101H19V103H20ZM45 101V100H44ZM103 100H101V102H102ZM140 101V100H139ZM261 101L263 102V103H261ZM3 102H5V103H3ZM12 102V103H11ZM28 103H29V101H27ZM26 102V103H27ZM105 102V101H104ZM114 102V101H113ZM137 102V101H136ZM14 103V104H15ZM21 103V104H22ZM31 104H32V101L30 102ZM41 103V104H42ZM108 103L106 104V105H108ZM127 103H129V102H127ZM131 103V102H130ZM177 103V104H178ZM40 104V105H41ZM105 104V103H104ZM142 104V103H141ZM176 104V105H177ZM127 105V106H126ZM154 105H157V107H153ZM171 105H172V107H171ZM176 105H174V106H176ZM183 105V104H182ZM248 105H250V106H248ZM37 106V107H36ZM179 106H180V104H179ZM183 106H185V105H183ZM182 106V107H183ZM35 107V108H34ZM86 107V106H85ZM104 107H105V105H104ZM189 106H188V104H187V109H189L188 108ZM231 107V108H230ZM6 108V109H5ZM58 108H60V107H58ZM64 108V107H63ZM62 108V109H63ZM79 108V111H80V107H78ZM156 110V109H158V110H160V112H162L163 113V115L164 116H162V117H164V120H162V121H160V122H158V120L156 121V117H154L156 114H157V112H156V114L154 115L153 113L155 112L154 111V109ZM144 109V108H143ZM152 109H153V111H152ZM254 109V108H253ZM33 110V111H32ZM66 110V109H65ZM65 110H63V111H65ZM76 111L78 110L77 108L75 109ZM81 110H83V108L81 109ZM182 110V109H181ZM256 110V111H257ZM32 111V112H31ZM40 111V110H39ZM50 111V110H49ZM60 111H62L61 109H60ZM62 111V112H63ZM66 111H68V107H67V110ZM85 111V110H84ZM94 111H96V110H94ZM93 111V113H95ZM112 111V112H111ZM149 111H151V112H153L152 114H150L151 112H149ZM157 111V110H156ZM213 111H214V113H213ZM233 111V110H232ZM31 112V113H30ZM51 112V111H50ZM55 112V111H54ZM57 112V111H56ZM71 112V111H70ZM81 112V111H80ZM83 112V111H82ZM105 112V111H104ZM111 112V113H110ZM178 112V111H177ZM209 112V113H208ZM234 112V111H233ZM37 113V112H36ZM48 113V112H47ZM61 113V112H60ZM64 113V112H63ZM68 113V114H67ZM74 113H75V111H74ZM76 113H78V112H76ZM86 113H87V111H86ZM93 113H91L90 112V116L89 115H87V116H89V117H92L93 116ZM96 113H97V111H96ZM159 113V112H158ZM173 115H172V114ZM187 113V112H186ZM185 113V114H186ZM65 114V116L66 115H69V116H71L72 117V119L74 120V119H76V121H78L79 119H80V116L79 117H77L76 116V118L74 117L73 118V112H71V114L72 115H70V113L69 112H66V113H64ZM79 114H82V113H79ZM222 114V113H221ZM61 115V114H60ZM76 115H78V114H76ZM86 115H84V117H83V119H81L82 121L83 120H85L86 118H85V116ZM95 115V114H94ZM97 115H98V113H97ZM97 115H95L97 118L99 117V116H97ZM242 115V114H241ZM13 116H11V117H13ZM62 116H63V114H62ZM69 116H67L68 117V119H69V121H68V119H65L64 121H66V122H68V124L70 123V121L72 120V119H70L69 118ZM74 116H75V114H74ZM95 116H93V117H95ZM10 117V118H11ZM64 117V116H63ZM62 117V118H63ZM66 117V118H67ZM88 117V119H86L85 121H83V124H84V122H86V121H88V122H90V121H92V120H94L95 121V119L92 117V118H89ZM95 117V118H96ZM208 117H206V118H208ZM214 117V116H213ZM44 118L46 119V121H44ZM62 118L60 119V121H63L62 120ZM78 118V119H77ZM96 118V119H97ZM161 118V117H160ZM160 118H158V119H160ZM186 118V117H185ZM58 119V120H59ZM131 119V118H130ZM189 119H187V120H189ZM192 119V120H191ZM81 120L79 121V123H75L74 124V126H75V128H73V124L71 125V127L72 128H70L69 127V129H70V131L68 130V126H70V125H68L67 126V124L65 125V127L67 126V128H65L66 129V131L68 132L69 131V134L66 132V134L69 136H66L67 138H69L70 140H72V141H74V142H76L77 144H79V146L80 147H82L81 148V150H87L86 148H87V146H84L83 147V144H85L86 145V143H85V141H86V137H85V140H84V138H82V137H80V136H82L81 134H80V132L82 131L81 129V127H79L80 125H78V124H81L82 122H81ZM100 120V119H99ZM99 120L97 119L95 122H99ZM214 120V119H213ZM10 122H11V120H9ZM24 121V122H23ZM102 121V120H101ZM137 121V120H136ZM135 121V122H136ZM218 121V120H217ZM227 121V120H226ZM248 121H250V119L248 120ZM254 122L252 123V121H250V124L252 125V127L253 126H256L255 128H254V130L252 129V127H251V129H252V133L251 134H253L254 135V139H257L256 137L258 136V132H259V129H258V126L256 125L257 123L259 124V122L257 121V118L255 117V120H253ZM72 122H74V121H72ZM208 122V121H207ZM18 123V124H19ZM64 123V122H63ZM87 123V122H86ZM101 123V122H100ZM121 123V124H120ZM129 123V124H128ZM137 123H139V122H137ZM137 123H135L134 125L135 126H137L136 124ZM213 123H215V122H213ZM228 123H230L229 121H228ZM244 123H245V121H244ZM17 124V123H16ZM15 124V125H16ZM54 124H56V123H54ZM53 124V125H54ZM62 124V123H61ZM65 124V123H64ZM98 124V123H97ZM111 124V125H112ZM120 124V125H119ZM124 124V123H123ZM263 124V123H262ZM14 125V126H15ZM47 125V126H48ZM77 125V126H76ZM82 125V124H81ZM85 125V124H84ZM84 125H82V126H84ZM125 125L123 126V128L125 127ZM127 125H129V126H127ZM146 125V124H145ZM218 125V124H217ZM13 126V125H12ZM17 126V125H16ZM55 126V125H54ZM113 126V125H112ZM143 126V125H142ZM226 126V125H225ZM50 127V126H49ZM63 127V126H62ZM131 127L133 128L134 126H132L131 125ZM236 127V128H235ZM246 127V126H245ZM14 128V127H13ZM13 128H11L12 129V131H13ZM58 128V127H57ZM59 128H61V126L59 127ZM79 128H80V130H79ZM122 128V130H124ZM141 128V127H140ZM144 128V127H143ZM231 128V129H232ZM244 128V127H243ZM47 130H48V128H46ZM84 129H86V128H83V131L81 132V133H84ZM90 129V128H89ZM130 130H131V128H129ZM134 129V128H133ZM255 129H258V130H255ZM263 129V128H262ZM58 130V129H57ZM56 130V131H57ZM86 130H88V127H87V129ZM130 130H128L127 131V128L125 129V131L127 132V134H126V132H125V134H124V137L126 136V135H133V133H134V131H133V133L131 134V133H129V131ZM140 130V129H139ZM138 130V132H142L141 130L139 131ZM143 130V129H142ZM245 130H248V128H246ZM59 131V130H58ZM57 131V132H58ZM77 131H79V133L77 132ZM91 131V130H90ZM136 131V130H135ZM145 131V130H144ZM143 131V132H144ZM230 131V130H229ZM232 131V130H231ZM234 131H233V133H234ZM23 132V131H22ZM56 132V133H57ZM86 132V131H85ZM99 132V131H98ZM88 133H90L91 134V132H88ZM95 133H97V132H95ZM145 133H148V132H145ZM231 133V132H230ZM246 133H247V131H246ZM55 134V133H54ZM78 134H80L79 135V137L78 136H76V135H78ZM106 134V133H105ZM84 135H87L86 133L84 134ZM96 135V134H95ZM110 135H112V133L110 134ZM112 135V136H113ZM252 135V136H253ZM261 135V134H260ZM27 136V135H26ZM62 136V135H61ZM65 136V135H64ZM88 136H89V134H88ZM108 136V135H107ZM143 136H144V134H143ZM160 136V137H159ZM178 136H180V137H182L181 138V141L179 142L177 139H176V142L177 143H179L178 145L180 146H178L177 145V148L176 149H174V147L172 146L173 144H171L172 143V141H174V139L176 138V137H178ZM236 136V135H235ZM247 136H251V135H247ZM92 137V136H91ZM111 137V136H110ZM145 137V136H144ZM8 138V137H7ZM78 138H82L83 140H84V142L82 141V142H80L82 139H78ZM97 138H99V136L98 137H96V140H98ZM117 138H116V140H117ZM90 139V138H89ZM100 139V138H99ZM101 139H102V137H101ZM100 139V140H101ZM108 139V138H107ZM120 139V138H119ZM233 139H234V137H233ZM238 139V138H237ZM245 139V138H244ZM253 139V138H252ZM80 140V141H79ZM111 140V139H110ZM113 140V139H112ZM125 140V139H124ZM123 139H122V141H124ZM153 140V141H152ZM156 140H155V142H156ZM160 140V139H159ZM163 140V139H162ZM46 141V140H45ZM87 141H89V143L88 144H90V140H87ZM102 141V140H101ZM103 141H104V139H103ZM102 141V142H103ZM108 141V140H107ZM115 141V140H114ZM118 141V140H117ZM120 141V140H119ZM126 141V140H125ZM131 142V141H129V144L127 143V145H126V148L127 147H129V145H130V143H132L131 145L133 146H130L129 148H132L131 150H133V151H136V150H138V149H136V145H135V142ZM211 141V140H210ZM209 141V142H210ZM248 141V140H247ZM257 141V140H256ZM36 143H37V141H35ZM47 142V141H46ZM99 142V141H98ZM97 142V143H98ZM101 142V143H102ZM150 142V143H149ZM155 142H154V144H155ZM175 142V141H174ZM212 142V141H211ZM258 142H259V140H258ZM19 143V142H18ZM22 143V142H21ZM43 143H44V141H43ZM52 143H53V141H52ZM57 143H58V141H57ZM97 143L95 144V146L94 147H96L95 149V151H97L98 152V150H99V147L97 148ZM17 144V143H16ZM22 144H24L25 145V142H23ZM87 144V145H88ZM98 144H100V143H98ZM158 144V143H157ZM15 145V144H14ZM21 144H18V146L17 145H15V146H17V147H19ZM24 145H21V146H24ZM37 145V144H36ZM245 145V144H244ZM7 146V145H6ZM45 146V145H44ZM89 146V145H88ZM100 146V145H99ZM134 146H135V148H134ZM151 146H153V148L151 147ZM170 146H171V148H170ZM214 146V145H213ZM212 145H208L207 143H204V154H206L205 156H207V158L208 157H210L211 158V156H209L212 152H214V150H215V156L213 157V159H216V160H218L216 163H220L221 161V163L222 164H219L218 166H220V167H222V170L223 169H225L227 172H228V167H229V165H227L228 164V162H226L225 160H224V158H222L221 159V156H220V154H219V151H217L216 150V147H213ZM248 146V145H247ZM258 146V145H257ZM30 147V146H29ZM28 147V148H29ZM33 147V146H32ZM38 147V146H37ZM94 147H92V145H91V150H92V154L94 153ZM101 147H103L102 145H101ZM104 147H105V144H104ZM103 147V148H104ZM159 147V146H158ZM179 147V148H178ZM191 148V149H189V148ZM213 147V148H212ZM261 147L263 148V144H261ZM261 147H258V148H261ZM8 148H10V147H8ZM20 148H22V147H20ZM24 148V147H23ZM23 148H22V150H23ZM39 148V147H38ZM48 148V147H47ZM90 148V147H89ZM103 148L101 149V150H103ZM150 148H152V150L150 149ZM19 149V148H18ZM51 149V148H50ZM112 149V148H111ZM122 149H124V150H129V149H125V148H122ZM245 149V148H244ZM243 149V150H244ZM19 150H21V149H19ZM29 150V149H28ZM38 150V149H37ZM36 150V151H37ZM106 150V149H105ZM259 150H261V149H259ZM74 152H75V150H73ZM72 151V152H73ZM83 152V154L84 153H86V154H84V155H88V156H90L89 154H88V151L87 152ZM100 151V150H99ZM107 151V150H106ZM105 151V152H106ZM113 151V150H112ZM147 151V150H146ZM145 151V152H146ZM200 151H202V150H200ZM239 151H240V153H239ZM24 152H26L25 150H24ZM43 152V151H42ZM73 152V153H74ZM77 152V151H76ZM80 152V151H79ZM101 153H102V151H100ZM105 152H104V154H105ZM138 152H139V150H138ZM137 152V153H138ZM142 152H144V151H142ZM262 152H263V149H262ZM41 153V152H40ZM52 153V152H51ZM54 153V152H53ZM71 153V152H70ZM73 153H71V154H73ZM100 153V154H101ZM117 153V152H116ZM116 153H115V155H116ZM121 153V152H120ZM156 153V154H155ZM235 153L237 154V158H236V165H235V169H234V171L233 170H231V173L233 174L234 173V176H235V178L233 179L236 183H237V186L238 187H240V188H242V190L244 189V188H249V187H251V188H253V192L251 193L252 194V196H248L247 198H243V200L241 201V203H240V205H242V207L243 208H247V207H250V209H251V211H252V215H251V217H250V215H249V217L248 218H250V223H249V225H251L252 226V223H256V222H258L257 221V218L258 219H263L264 220V181L262 182L261 180H259L258 179V177L260 176H257V179H256V176H254V174H249L248 175V173H247V168L245 167V165H243V164H241L242 163V158L244 157V156H247V158H253L252 160H254V161H256L257 163H259V165L260 166H258V168L260 169V171L262 170V171H264V157H260V158H254V155L253 156H251L250 154L248 155V153L247 152H243L242 151V149H236V151H235ZM55 154V153H54ZM77 154L79 155L78 157H81V155H83L82 153H76V156H77ZM96 154V155H95ZM97 154H99V153H94L93 155H95L96 156V159H97ZM99 154V155H100ZM103 154V153H102ZM108 154H109V152H108ZM107 154V155H108ZM135 154H136V152H135ZM24 155V154H23ZM22 155V156H23ZM26 155V157L28 156V157H30L28 154H25ZM24 155V156H25ZM84 155H83V158H84ZM98 155V156H99ZM131 155V154H130ZM264 155V154H263ZM262 155V156H263ZM59 156V155H58ZM69 156V155H68ZM74 156V155H73ZM75 156V158H77L78 159V157H76ZM95 156H94V158H93V156L91 157L92 158V160H94L95 159ZM106 156V155H105ZM109 156V155H108ZM119 156H121V154L119 155ZM161 156H160V158H161ZM204 156V157H205ZM213 156V155H212ZM220 156V157H219ZM261 156V155H260ZM27 157V158H28ZM66 157V156H65ZM71 157H72V155H71ZM102 157V156H101ZM23 158V157H22ZM70 158V157H69ZM82 158V157H81ZM86 158V157H85ZM90 158V159H91ZM103 158V157H102ZM117 158V157H116ZM115 158V159H116ZM125 158V157H124ZM161 158V159H162ZM173 158H175V160L173 159ZM196 158V159H195ZM31 159V158H30ZM28 160L29 161V165L31 166V164H30V162H32L31 160ZM56 159V158H55ZM66 159V158H65ZM80 159V158H79ZM113 159V158H112ZM128 160H129V158H127ZM131 159V158H130ZM138 159V158H137ZM204 159V158H203ZM20 160H22V159H20ZM24 160V159H23ZM57 161H58V159H56ZM66 160H68V159H66ZM83 161H84V159H82ZM119 160V159H118ZM153 160H154V158H153ZM163 160H165V159H163ZM192 160V159H191ZM194 160L196 161L197 160V162L199 163V165H198V163L196 162L195 164H192V162L194 163ZM228 160V159H227ZM105 161V160H104ZM120 161V160H119ZM151 161V160H150ZM166 161V160H165ZM173 161H175V162H173ZM211 161V160H210ZM220 161V162H219ZM250 161V160H249ZM44 162V161H43ZM50 162V161H49ZM62 162V161H61ZM95 162V161H94ZM101 162H102V159H101ZM124 162V161H123ZM122 162V163H123ZM138 162V161H137ZM168 162V163H169ZM205 162H206V160H205ZM18 163V162H17ZM21 163V162H20ZM20 163H18V164H20ZM68 163V162H67ZM96 163H98L97 162V160H96ZM116 163V162H115ZM254 163V162H253ZM26 164H27V161H26ZM27 164V165H28ZM44 164V163H43ZM99 164V163H98ZM161 164V163H160ZM207 164V163H206ZM23 165H25V164H23ZM28 165V166H29ZM47 165V164H46ZM107 165V164H106ZM121 165V164H120ZM193 165V166H192ZM194 165L196 166V165H198V166H200V165H202V166H200V167H195V169L193 168L194 167ZM213 165V164H212ZM256 165V164H255ZM10 166H11V164H10ZM20 166V165H19ZM28 166H26V168L28 167ZM48 166V165H47ZM70 166V165H69ZM103 166V165H102ZM110 166V165H109ZM126 166V165H125ZM142 166V165H141ZM150 166V165H149ZM206 166V165H205ZM248 166V165H247ZM4 167H6L7 168V166H4ZM21 167V166H20ZM71 167H72V165H71ZM192 167V168H191ZM3 168V167H2ZM6 168H5V171H6ZM14 168H15V165H14ZM29 168H31V167H29ZM104 168V167H103ZM121 168V167H120ZM127 168V167H126ZM182 168V169H183ZM188 168V169H189ZM232 168V167H231ZM257 167H255V169H256ZM257 168V169H258ZM4 169V168H3ZM8 169V168H7ZM10 169V168H9ZM19 169V168H18ZM122 169V168H121ZM178 169V168H177ZM189 169V170H190ZM200 169V170H201ZM218 169V168H217ZM1 170V169H0ZM11 170H13V169H11ZM11 170H9L8 172H10ZM16 170H17V168H16ZM108 170V169H107ZM131 170H133V169H131ZM143 170H144V168H143ZM154 170V169H153ZM206 170H208V169H206ZM224 170V171H225ZM24 171V170H23ZM172 171V170H171ZM174 171V170H173ZM172 171V172H173ZM205 171V170H204ZM252 171V170H251ZM256 171V170H255ZM19 172H21V169H20V171ZM25 172V171H24ZM171 172V173H172ZM190 171H188V173H189ZM202 172H203V170L201 171V174H202ZM206 172V171H205ZM22 173V175L24 174L23 172H21ZM131 173V172H130ZM166 173V172H165ZM191 173V172H190ZM261 173V172H260ZM259 173V174H260ZM111 174V173H110ZM134 175H135V171H134V173H133ZM138 174V173H137ZM204 174V173H203ZM202 174V175H203ZM216 174V176H217V173H215ZM256 174H257V172H256ZM18 175H19V173H18ZM21 175V176H22ZM75 175V174H74ZM140 175V174H139ZM152 175V174H151ZM169 175V174H168ZM172 175V174H171ZM251 175V176H250ZM264 175V174H263ZM76 176V175H75ZM78 176V175H77ZM81 176V175H80ZM127 176V175H126ZM141 176V175H140ZM211 176V175H210ZM214 176V175H213ZM213 176H211V177H213ZM230 176V175H229ZM98 177V176H97ZM137 178V180L139 179L138 177L139 176H136ZM144 177V176H143ZM160 177V176H159ZM164 177V176H163ZM190 177V176H189ZM201 177H203V176H201ZM210 177V178H211ZM218 177V176H217ZM96 178V177H95ZM117 178V177H116ZM121 178V177H120ZM169 178H170V176H169ZM187 178V177H186ZM208 178H209V176L207 177V180H208ZM219 178V177H218ZM218 178H213V179H215V180H217ZM263 178V177H262ZM133 179V181H135L136 182V180H135V177L134 178H132ZM132 179H130V181L128 180V181H126L125 179H124V183H127V186H129L131 183H133V181H131ZM200 179V178H199ZM198 179V180H199ZM212 179V178H211ZM212 179V180H213ZM170 180V179H169ZM174 181V179H171L170 181ZM177 180V181H176ZM174 182L172 181V186L170 185V187H168V185H167V187H168V189H166L165 188V190L163 189V187L162 188H159V190L157 191L156 189H158V188H154V187H161L160 185H158V186H155L154 185V187H148V190L145 188V189H143V190H140V191H138V192H135L136 194L134 195V199L132 198V197H130L129 195V193H130V190H132V187H134L135 185H137L136 183L134 184H132V187L130 186V188L129 187H127L126 186V184H124V183H118V184H124L125 186H123L122 187V185H121V187H119L120 185H117L118 186V188H121L119 191H121L122 189H125L126 190V188H124V187H127V190L125 191V190H123V192L124 193H128V190H129V195L127 194H124L123 195V193H122V195L124 196V200L128 203V204H134V206H132L130 209H129V211H128V209L126 210V215L125 216H123V217H121L119 220H121L120 221V224H119V221H118V223H117V221H116V226L114 227V228H112L110 231H107L106 233L107 234H104L103 232L102 233H100V231H99V233H98V231H96V230H87V231H89V233L87 232V233H85V231L83 232V233H81L82 231H80V230H78V228L76 229V227H74L73 226V228H72V226H71V228H69V229H64L63 231L64 232H61V236L59 235H56V236H54V235H46V236H41L42 237V243L40 244L41 245V247L43 246V248H45V247H47L48 249H49V254H51V257H48V258H50V261H49V259H47V258H45V257H47L48 255L46 254V252L47 251H45V252H37L36 254H34V255H32V256H29L28 258L27 257H25V258H23L22 256L21 257H19V258H16V259H13V260H15L14 262L15 263H13V261L11 262V263H9V261L6 259V260H4V259H0V264H47V261H48V264H50L51 263V261L52 260H55L56 258L55 257H57V255L58 254H61V255H63V256H59V257H61V258H57V262L55 263L54 261H52V263L51 264H209V263H211V262H213L214 261V263L213 264H264V254L262 255V256H260V257H257V256H255V255H250L249 256V254L250 253H253L252 252V249L254 250V248H255V245L256 244H258L259 243V245L261 246L262 245V247H264V225H260V226H256L257 228H255L256 230H253V229H251V228H248V227H246V225L247 224H245V223H243V225L246 227V229H245V227L243 228V226H242V228H231L230 226H228V224L227 225H225V223H224V225L223 226H221V227H219L218 226V224L220 225H222V223H221V221L218 223L217 222V226H216V228H215V223H214V220H213V222L211 223L212 224V226L214 225V228L211 226V224L210 223H207L208 225H206V221H212V218L211 219H209V220H205V218H207V215L210 213V215H213V213H214V209L216 208V205H212V207H209L208 205H207V208L209 207L210 209H211V211L212 212H209V209H207V208H205L204 206H201L202 204L200 203H197V201H198V199L200 198H202L204 195H205V193H204V195L202 194H200L199 192H196V191H198V190H195V192L198 194V196L199 195H201V196H199V198L196 196V200H194L195 202H196V204H197V206L196 207H194L193 205L195 204V203H193V205L192 204H190V205H192L193 207H189V205H188V207H186V209H188V210H186V211H184V206H186V204H184V199L181 197V196H185V195H183V194H181V192H180V194H178V193H176L175 195L176 196H173L172 198H170V196L172 195V188H173V191H174V189L177 187L176 185V187L174 188V184H177V183H180V182H182V181H180L179 182V180L178 179H176ZM183 180V179H182ZM210 180V179H209ZM219 180V179H218ZM170 181H168V184L170 183ZM118 182V181H117ZM120 182V181H119ZM131 182V183H130ZM177 182V183H176ZM184 182V181H183ZM190 182H192L193 183V181L191 180ZM200 182V181H199ZM260 182V183H259ZM138 183V182H137ZM213 183H214V181H213ZM226 183H227V181H226ZM181 185H182V188H180L181 186L179 185V184H177V185H179V187H177L178 189L180 188V189H183V191L185 190L184 188L186 187V185H185V187H183L184 186V184H186V182H184V184H182V183H180ZM217 184V183H216ZM220 184H221V182H220ZM134 185V186H133ZM165 185V184H164ZM190 185V184H189ZM193 185V184H192ZM214 185V184H213ZM68 186H69V184H68ZM144 186V185H143ZM153 186V185H152ZM191 186V185H190ZM20 187H22V186H20ZM62 187V186H61ZM65 187V186H64ZM166 187V186H165ZM172 187V188H171ZM232 187V186H231ZM18 188V187H17ZM45 188V187H44ZM129 188V189H128ZM171 188V189H170ZM187 188V187H186ZM224 188H225V183H224ZM229 188V187H228ZM19 189V188H18ZM113 189H116L117 191H118V189L115 187V188H113ZM136 189V188H135ZM142 189V188H141ZM161 189H163V191L161 190ZM178 189H176V190H178ZM226 189H227V187H226ZM231 189V188H230ZM20 190V189H19ZM39 190H42L41 188L39 189ZM57 190V191H56ZM55 190V193L56 192H58V193H60V190H61V192H63V194L64 193H66V192H69V193H71L72 194V189H69V190H71V191H69L68 189L66 190L65 188H58V189H56ZM59 190V191H58ZM62 190H66L65 192L64 191H62ZM137 190V189H136ZM161 190V191H160ZM193 190V189H192ZM192 190H191V192H192ZM215 190V189H214ZM219 190V189H218ZM10 191V190H9ZM22 191V190H21ZM54 191V190H53ZM119 191H118V193H119ZM160 191V192H159ZM186 191H187V189H186ZM188 191H189V188H188ZM187 191V192H188ZM200 191V190H199ZM210 191V190H209ZM224 190L222 189V191L221 192H223ZM23 192V191H22ZM42 192H43V190H42ZM95 192V191H94ZM133 192H134V190H133ZM202 192V191H201ZM219 192V191H218ZM225 192H227L228 193V190H226ZM69 193H67V194H65V195H68ZM103 193V192H102ZM117 193V192H116ZM160 193H162L161 195L163 196V197H167V198H169L170 199V201H171V199L173 200V202L175 203L176 201V203L175 204H173L174 206V209L172 210V208L173 207H170V206H168V208H170V209H168L167 208V205H166V208L168 209V210H163L162 211V209L160 208V207H155L154 206V203H152V204H149L150 206H148V204H146L145 206H148V207H145L144 208V205L142 206V205H138L139 204V202H140V197L142 198V199H144V198H149L150 197V199H153L152 201H155L154 199L159 195L160 196ZM183 193V192H182ZM186 193V192H185ZM184 193V194H185ZM193 193V192H192ZM191 193V194H192ZM220 193V192H219ZM234 193V192H233ZM236 193V192H235ZM11 194V193H10ZM18 194V193H17ZM107 194V193H106ZM105 194V195H106ZM111 194V193H110ZM188 194V193H187ZM54 195V194H53ZM59 195V194H58ZM62 195V193H60V196ZM64 195V196H65ZM70 195V194H69ZM73 195V194H72ZM104 195V194H103ZM104 195V196H105ZM108 195V194H107ZM121 196V193H119V194H117V196H118V198H120V196ZM126 195V196H125ZM190 195V194H189ZM207 195V194H206ZM218 195V194H217ZM220 195V194H219ZM0 196H2L1 194H0ZM9 196L11 197V195H6V196H4L5 197V199L6 198H9ZM36 196V195H35ZM59 196V199H61L62 197H63V195H62V197H60ZM71 196V195H70ZM75 196V195H74ZM110 196V195H109ZM123 196L121 197L122 199H123ZM140 196V197H139ZM159 196H158V198L157 199H159ZM188 196V195H187ZM194 196V197H195ZM211 196V195H210ZM214 196H216V195H214ZM237 196V195H236ZM239 196H241V195H239ZM4 197H0V199L2 200V199H4ZM103 197V196H102ZM193 197V198H194ZM207 197V196H206ZM226 197V196H225ZM74 198V197H73ZM105 198V197H104ZM121 198L119 199V200H121ZM189 198V197H188ZM210 198V197H209ZM17 199V198H16ZM15 199V200H16ZM29 199V198H28ZM56 200L58 199L57 198V193H56V198H55ZM90 199H92V198H90ZM116 199V201L118 200L117 198H115ZM132 200V202H131V200ZM156 199V200H157ZM177 199V200H176ZM183 199V200H182ZM203 199V198H202ZM201 199V200H202ZM226 199V198H225ZM54 200V199H53ZM85 200H87V199H85ZM84 200V201H85ZM89 200V199H88ZM88 200L84 203L83 202V200H82V202H83V204H82V206H86V208L85 209H87V207L88 208H90L91 210H94V212H96L95 211V209H93V207L95 208V206H93L94 205V203H95V201H101V200H99L98 198L97 199H92L91 201L93 202H90V204H91V206L92 207H89V206H87L86 204H87V202H88ZM109 200V199H108ZM107 200V201H108ZM123 200V202H125ZM178 200H182V201H184L183 203H178V202H180V201H178ZM191 200V199H190ZM209 200V199H208ZM235 200H239V199H236L235 198ZM32 201V200H31ZM97 201V202H98ZM106 201V202H107ZM111 201V200H110ZM151 201V200H150ZM231 201V200H230ZM229 201V202H230ZM60 202V201H59ZM81 202V203H82ZM106 202H105V204H106ZM126 202H125V204H126ZM146 202V201H145ZM144 202V203H145ZM149 202V201H148ZM190 202V201H189ZM208 202V201H207ZM214 202V201H213ZM226 202V201H225ZM26 203V202H25ZM53 203H54V201H53ZM103 203V201H101L100 203H98V204H101V206L103 207L102 209L104 210V209H106L105 207H104V205L102 204ZM113 204H114V207H116V206H118L119 204H121L122 202H118L117 204L116 203H114V202H112ZM209 203V202H208ZM231 203V202H230ZM236 203V202H235ZM27 204V203H26ZM61 204V203H60ZM72 204V203H71ZM75 204V203H74ZM89 204V203H88ZM97 203H95V205H98ZM109 203H107L106 205H108ZM116 204V205H115ZM132 204V205H133ZM171 204V203H170ZM181 204H182V206H181ZM195 204V205H196ZM200 206H199V205ZM212 204V203H211ZM216 204V203H215ZM217 204H218V201H217ZM226 204V203H225ZM233 204V203H232ZM28 205V204H27ZM56 205H58L57 203H56ZM81 205V204H80ZM122 205V204H121ZM127 205V204H126ZM178 205V206H177ZM180 205V206H179ZM220 205V204H219ZM226 205H227V208H225L226 207ZM225 205V207L224 206H222V204L220 205V207L221 208H219V210L220 209H226V211H228L227 213H233V214H235L234 212H232L231 210H230V207H229V209H228V206L230 205H228V204H226ZM234 205V204H233ZM55 206V205H54ZM99 206V208L98 209H101L100 208V205H98ZM98 206H96V208L98 207ZM128 206V205H127ZM206 206V205H205ZM215 206V207H214ZM235 206V205H234ZM42 207V206H41ZM79 207V206H78ZM112 208L110 205L108 206V208ZM113 207V208H114ZM141 207H142V209H141ZM179 207H181V208H184V209H179ZM214 207V208H213ZM34 208V207H33ZM54 208V207H53ZM57 208H59L58 206L57 207H55V209H57ZM63 208V207H62ZM81 208V209H80ZM83 207H79V209H78V212L80 211V213L82 212H86L85 211V209H84ZM128 208V207H127ZM157 208V209H156ZM164 208V207H163ZM193 208V209H192ZM237 208V207H236ZM241 208V207H240ZM239 208V209H240ZM46 209L48 210V208L46 207ZM60 209H61V206H60V208L59 209H57V211L59 212L60 211ZM68 209V208H67ZM70 209V208H69ZM68 209V210H69ZM83 209V210H82ZM90 209H88L87 211L88 212H90ZM191 209H192V211H191ZM250 209H248V210H250ZM5 210V209H4ZM7 210V209H6ZM44 210V209H43ZM50 210V212L52 213V212H54V215H58L59 213L58 212H56V210H51V209H49ZM62 210L63 211H65V209H61V211H60V213L63 215L62 217H61V215H60V218H59V220H58V223H59V221H63L61 218H63L64 217V212L62 213ZM67 210V211H68ZM77 210V209H76ZM102 210V211H103ZM108 210V209H107ZM111 210V209H110ZM216 210V209H215ZM218 210V211H219ZM248 210H246V211H248ZM38 211V210H37ZM71 211V210H70ZM99 211V210H98ZM105 211V210H104ZM191 211V212H190ZM241 211H242V209H241ZM50 212L49 211H47L46 212V214L47 215H51L50 214ZM58 213V214H56V213ZM101 212V211H100ZM106 212H108V211H106ZM192 212H194V213H192ZM240 212V211H239ZM39 213V212H38ZM44 213H45V210H44ZM71 212H69V213H67V216H69L68 214H70ZM75 213V212H74ZM81 213V214H82ZM90 213H93V212H90ZM96 213H98V212H96ZM190 213V214H189ZM193 215H192V214ZM212 213V214H211ZM219 213V212H218ZM223 213H224V210H223ZM230 213V214H231ZM20 214V213H19ZM77 214H79V213H77ZM107 214V213H106ZM215 214V213H214ZM224 214H226V213H224ZM236 214H238V215H240L239 213H236ZM250 214V213H249ZM22 215V214H21ZM87 215V214H86ZM85 215V216H86ZM91 215V214H90ZM94 215H95V213H94ZM98 215V214H97ZM109 215H110V213H109ZM228 215V217H231L232 219L233 218H235L236 216H229V214H227ZM17 216H19V215H17ZM65 216H66V214H65ZM66 216V217H67ZM77 216V215H76ZM84 216V217H85ZM117 216V215H116ZM226 215H224V217H225ZM1 217V216H0ZM5 217V216H4ZM4 217H3V219H4ZM37 217H39V216H37ZM52 218H50V219H53V216H51ZM73 217V216H72ZM83 217V218H84ZM96 217V216H95ZM210 217V216H209ZM245 217V216H244ZM253 217H255V218H253ZM10 216H9V218H7V220L5 221V222H8L9 223V220H10ZM35 218H36V216H35ZM34 218V219H35ZM57 217H56V219H58ZM65 218V217H64ZM63 218V219H64ZM76 218V217H75ZM88 218V217H87ZM86 218V219H87ZM165 218H167L168 220H169V222L165 219ZM222 218V217H221ZM220 218V219H221ZM54 219H55V216H54ZM71 219V218H70ZM112 219V218H111ZM176 219V220H175ZM224 219V218H223ZM226 219H228L229 220V218H227V216H226ZM252 219V220H251ZM2 220V219H1ZM32 220V219H31ZM36 220V219H35ZM85 220V219H84ZM88 220V219H87ZM173 220H174V222H173ZM200 220H203V221H201L200 222ZM215 220L216 221H218L216 218H215ZM227 220V221H228ZM240 220V219H239ZM263 220H261V221H263ZM50 221V220H49ZM64 221H66L65 219H64ZM77 221V220H76ZM137 221H140L139 222V225H138V222ZM225 221V220H224ZM224 221H222V222H224ZM232 221V220H231ZM235 221V220H234ZM234 221H233V223H234ZM243 221V220H242ZM13 222V221H12ZM86 222V221H85ZM133 222H137V223H134V224H136V228H132L131 227V224L133 223ZM142 222V223H141ZM164 222H168V223H164ZM236 222V221H235ZM3 223V222H2ZM8 223H5V225L7 226V224ZM56 223V222H55ZM110 223V222H109ZM140 223H141V225H140ZM228 223V222H227ZM229 223H232V222H230L229 221ZM239 222L237 221L236 223H234V225L236 224H238ZM29 224V223H28ZM41 224V223H40ZM54 224V223H53ZM87 224H89L88 222H87ZM101 224V223H100ZM117 224H119L118 226H117ZM143 224V225H142ZM241 224V223H240ZM4 224H3V227L5 228V230H6V226H5ZM31 225V224H30ZM42 225V224H41ZM59 225V224H58ZM81 225H84V224H81ZM91 225V224H90ZM89 225V226H90ZM171 225V226H170ZM209 225L213 228V230H211L210 231V233H207V234H205L206 233V230H205V226H206V228L207 227H209ZM230 225V224H229ZM236 225H235V227H236ZM9 226H10V223H9ZM34 226H35V224H34ZM88 225H86L85 227H87ZM107 226V225H106ZM133 226V225H132ZM190 227V226H192V228H189V230H191V229H193V230H191L190 232H191V234L192 233H196L197 234V238L194 236V237H191L190 236V234H189V232H188V230L187 231H184V229L185 228H187V227ZM231 226H233V224L231 225ZM36 227V226H35ZM38 227V226H37ZM40 227V226H39ZM82 227V226H81ZM91 227V226H90ZM95 227V226H94ZM164 227V228H163ZM172 227H173V229H172ZM193 227H195V230H194V228ZM250 227V226H249ZM3 228V229H4ZM7 228H8V226H7ZM25 228V227H24ZM32 229H34V227H31ZM30 228V229H31ZM43 228V227H42ZM55 228V227H54ZM101 228V227H100ZM110 228V227H109ZM174 228H175V230H176V228H177V231L176 232H179L180 233V231H184V233H177V235H176V233H174ZM178 228H179V231H178ZM253 228V227H252ZM0 229H2L1 227H0ZM14 230H15V228H13ZM45 229H46V225H45ZM50 229V228H49ZM53 229V228H52ZM57 229V228H56ZM60 229V228H59ZM79 229H80V227H79ZM82 229V228H81ZM91 229H92V227H91ZM172 229V230H171ZM12 230V229H11ZM14 230L13 231H11V232H14ZM35 230H36V228H35ZM44 230V229H43ZM47 230V229H46ZM145 230L146 231H149L146 235V237L147 238H145V240H143V238H141V237H145ZM169 230H171L173 233V235L171 234V231H169ZM204 230H205V233H204ZM25 231H27V230H25ZM32 231V230H31ZM48 231V230H47ZM60 231V230H59ZM80 231V232H79ZM167 231H169L168 232V236H165V235H167ZM208 231V230H207ZM4 232V231H3ZM6 232V231H5ZM37 232H39V231H36L35 233H37ZM92 234H91V233ZM125 232H127V233H125ZM131 232V233H130ZM256 232H259L258 234H257V236H256V238L259 236V238H252L251 237V235L250 234H255ZM31 233V232H30ZM29 233V234H30ZM34 232H33V234H35ZM42 233V232H41ZM44 233V232H43ZM43 233H42V235H43ZM48 233V232H47ZM150 233V234H149ZM186 233V234H185ZM27 234H28V232H27ZM128 235V236H130V238H132L133 239V241H134V238H133V236L134 237H136V238H139L140 236V238H141V240H138V239H136L137 241H136V243H134L133 241H131L132 243H134V245H135V247H132V250H130V251H128L127 252V250L125 251V252H123V251H121L120 249H118V248H114V250L111 252V250H109V248L110 247H112V245L114 246V243L115 244H118V242L119 243H123V241H124V243L126 242L124 239H123V237H122V235ZM131 234V235H130ZM171 234V235H170ZM189 234V235H188ZM203 234H205V235H203ZM210 234V235H209ZM18 235V234H17ZM17 235H14V236H16V237H18ZM23 235V234H22ZM31 235V234H30ZM36 235V234H35ZM34 235V236H35ZM40 235V234H39ZM143 235V236H142ZM175 235L176 236H178V238L180 237V235H182L181 236V240H180V242H179V240L178 241H176L175 239H174V237H175ZM207 235L211 238H209V240H211L212 241V239L214 238V239H219L223 244L222 245H219L220 246V248H221V250H222V247L221 246H223L224 245V243H226V242H231V244H234L233 246H235L236 244H238L239 242H243V243H245V244H248L250 247H252V249L250 248V247H248V248H250L251 250H248V252H250V253H246L247 251H246V249H244V253H243V255L242 256H240L241 258H239V256H238V258H237V256H235V253H234V255H233V257L232 258H237V260H235V262L233 261V259H231V258H229V256H226V254H224L223 253V251H226V250H217V251H212V252H210V253H212L209 257L211 258V260H213V261H211V262H207L206 260H204L203 261V258L205 259V256L204 255H206V254H202V253H204V246L206 245V246H208V237H207ZM2 236V235H1ZM12 236V235H11ZM19 236H21V235H19ZM33 236V237H34ZM132 236V237H131ZM164 236L165 237H167V238H165V239H167V241L166 240H164ZM173 238V239H171V237ZM190 236V237H189ZM212 236H213V238H212ZM22 237V236H21ZM21 237H18V238H21ZM24 237H26V236H24ZM37 237V236H36ZM60 237V238H59ZM122 237V239H123V241H122V239H120ZM126 237L127 236H125L124 238L126 239ZM169 237H170V239H169ZM12 239H15L14 237H11ZM10 238V235H9V237H4V240L3 239H1L0 241H1V246L2 247H4L5 248V246L4 245H6V244H8V245H10V244H12L11 243V241H12V239ZM57 238V239H56ZM128 239H129V237H127ZM139 238V239H140ZM190 238V239H189ZM194 238V239H193ZM196 238V239H195ZM207 240V242H206V240ZM35 239V238H34ZM37 239V238H36ZM38 239H39V237H38ZM131 239V240H132ZM165 241V244H166V242H167V246L168 247H170L171 246V244H173L175 241H176V246H177V244H178V247L177 248H175V245L173 246L172 245V250H170L169 248H167L169 251H167L166 250V248H165V250L164 251H162L163 253H165V254H163L164 256H161L159 253L157 254V247L158 246H162L163 244L161 243L163 240ZM189 239V240H188ZM193 239V240H192ZM17 240H19V239H17ZM21 240V239H20ZM24 240V239H23ZM32 240V239H31ZM119 240V241H118ZM127 240V239H126ZM168 240H170V241H172V243L170 244L169 243V241ZM173 240H175L174 242H173ZM10 241V242H9ZM111 241V242H110ZM127 241H130V240H127ZM161 241V242H160ZM163 241V242H164ZM210 241V242H211ZM216 241V240H215ZM16 242V241H15ZM18 242V241H17ZM20 242V241H19ZM112 243L111 244V246H110V244H108V243ZM158 242H160L161 244H159ZM206 242V243H205ZM217 242V241H216ZM238 242V243H237ZM10 243V244H9ZM96 244V247H97V245L99 246V245H101V247H103L104 245H106V244H108V246H110L107 250H106V248L108 247H106L105 246V249H103L102 248V250L103 251H101V250H98V248L99 247H95V245L93 246V244ZM212 243H213V241H212ZM211 243V244H212ZM218 243V242H217ZM236 243V244H235ZM23 244V243H22ZM164 244V245H165ZM221 244V243H220ZM124 245V244H123ZM166 245H165V247H166ZM216 245H218V244H216ZM215 245V246H216ZM229 245V244H228ZM247 246V245H244V244H239V246H237V247H240L241 248V246ZM259 245L257 246V247H259ZM0 246V247H1ZM91 246H93V247H91ZM116 246V245H115ZM118 246H119V244H118ZM126 246V245H125ZM211 246V245H210ZM219 246H217V247H219ZM225 246H226V244H225ZM242 246V247H243ZM7 247V246H6ZM9 247V246H8ZM8 247H7V249H8ZM95 247V249H93ZM100 247V248H101ZM123 247V246H122ZM160 247H159V249H160ZM175 248V250H173L174 248ZM217 247H213L214 249L215 248H217ZM236 247V246H235ZM236 247V248H237ZM254 247V248H253ZM124 248V247H123ZM161 248H164V247H161ZM171 248V247H170ZM225 247L223 246V249H224ZM228 248V249H227ZM230 248H232V247H230ZM235 248V249H236ZM93 249V250H92ZM126 249V248H125ZM134 249V250H133ZM203 249V252H201V250ZM211 249H212V246H211ZM226 249H227V251L228 250H230L229 249V247L228 246H226ZM233 249H234V247H233ZM233 250V252L234 251H236V250ZM1 250V249H0ZM105 250V251H104ZM205 250H206V247H205ZM213 250V249H212ZM232 250V249H231ZM239 250V248L237 249V251ZM264 250V249H263ZM2 251V250H1ZM0 251V252H1ZM52 251V252H51ZM109 251V252H108ZM157 251V252H156ZM198 251H200L201 252V254L200 253H198ZM207 251L209 252V250H208V247H207ZM108 252V253H107ZM111 252V253H110ZM231 252V251H230ZM229 251L228 252H226V253H230ZM233 252H232V254H233ZM242 252V251H241ZM22 253V252H21ZM57 255H56V254ZM199 254V255H196V254ZM210 253H208V254H210ZM263 253V252H262ZM25 254V253H24ZM27 254V253H26ZM45 254H46V256H45ZM54 254V256L52 257V255ZM207 254V255H208ZM232 254H230V255H232ZM238 254V253H237ZM253 254H255V253H253ZM7 255V254H6ZM201 255H202V257H201ZM206 255V256H207ZM228 255V254H227ZM259 255V254H258ZM20 256V255H19ZM54 258V259H53ZM210 258H208L207 257V259H210ZM59 259V260H58ZM206 261V262H205ZM212 264V263H211Z\"/></svg>",
    "mask_w": 264,
    "mask_h": 264
}]
</instances>
